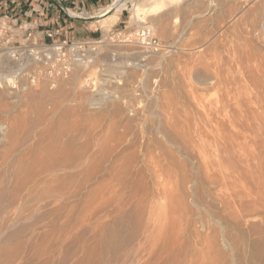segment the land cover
I'll use <instances>...</instances> for the list:
<instances>
[{
	"label": "rangeland",
	"instance_id": "obj_1",
	"mask_svg": "<svg viewBox=\"0 0 264 264\" xmlns=\"http://www.w3.org/2000/svg\"><path fill=\"white\" fill-rule=\"evenodd\" d=\"M114 1L115 0H111L108 6L109 7L112 6L114 4ZM108 6L99 11L88 13V15L90 17H95L96 15L108 9L109 8ZM72 12L81 13V11H76V10H72ZM122 16H123V20L126 22V25L124 26L120 25V19ZM86 26L87 28L83 29V31L81 30L79 32H76L74 35H72V37L74 40L90 38L93 40L102 41L104 45H103V48L101 49L100 62H98L97 65L90 68L86 72H76L72 74L68 79L59 80L55 85H52L49 81L45 79L38 78L37 70L34 68H31L27 63L17 62L13 58V53L16 51H22V48L24 47H28L29 45H34V44L40 45L43 43H50L49 39L45 38V35H43V38H45V41L43 40L41 42L39 41L33 42L34 41L33 39H31L30 41H26L27 36L20 39V37H16L14 34L12 36L8 35L9 37L7 38L3 37L4 35L0 36V55H4L3 60L5 59V61L7 62L6 63L4 61L5 65L6 64L11 65L10 67L13 69V71L17 72L14 78L15 81H13L11 85H9L10 87L6 86L9 88L10 92L6 87L5 88L7 91L3 88H0V93L2 91L3 92L1 94L5 93V95L0 94V125L6 124L7 126L5 125V127L9 126V132H10L14 124H17V123L20 124L18 126L15 125L16 127H18L17 129L15 128H14L15 130L12 129V131L14 132L13 134H15V138L18 137L17 139H19V140L15 139L17 143L14 140L16 144L14 143L1 144L0 149L2 150L5 149L6 151L4 150V152H6V154L10 150V152L13 154L14 151L16 150L15 148L14 150L13 147H18V148H20L21 146L24 147L22 148L23 150L17 149L15 151L17 154V155L15 153H14L15 155L13 154L15 157L12 156L11 153L10 154L8 153L9 155H11L9 157H12V159H9L10 163H8V160H7L8 156L5 155L7 158L6 159L3 155L5 153L4 152L2 153L1 152L2 150H0V155L1 156L3 155V158L6 159V161L4 159L5 161V164H4L3 159L0 156L1 157L0 161L2 159L0 164L3 162L2 165L0 166V172H1L0 188H5V189L11 188V186L15 184L14 183L15 181L20 182L24 180L25 179L24 177L27 176L25 172L27 171L29 172L30 170L33 173V175H35L32 177H36L35 179L32 178L33 180L31 181V183H35L34 180L35 181L41 180L39 181V183H41L44 180L46 181V182L45 181L42 182V184H39V188H37L36 184L31 185L32 188L33 186L34 187L36 186L35 188H37V190L34 188L36 194H41L40 191H42V189H43V192L46 193L47 190L51 189V186H49V183L51 185L54 184L52 186L55 187L59 183L63 182L64 178L66 177L65 176L66 174H70V173L71 174L68 176L74 175L73 177L77 178V175H78L77 173H79L80 175V172L82 171L81 173L84 176L82 175L78 176V178L79 177L80 178L79 180L77 179L76 183L82 182L81 185L83 183L84 185L86 184L85 186L82 185L81 189L79 188V190L83 191L82 193L80 191L74 190L76 187L75 186L76 184L75 185L74 183L72 184L74 189L71 187V184H68L70 186L66 185L69 190L73 189L72 190L73 192L74 191L79 192L78 196L80 195L82 199L80 198V196L79 197L76 196L70 199L69 201H66V203L61 202L59 204L58 202V203H52L51 205H48L46 207L36 206L35 208L34 207L32 208V206H30L31 209L33 210L35 209L34 211H31L30 207L29 209L26 208V210L25 208H20L19 211L12 210L13 214H11V211H10L9 214L6 215V217L8 216L11 219V216H12L13 221L11 222V225H9V227H6L8 229L4 228L5 225L3 224V222L1 223L2 218H0V223H1L0 229L3 228V231L6 230L5 231L7 233L6 236H9L11 233H13L15 229L22 227V224L23 226L26 225L25 227H27L28 229L25 235L24 236L22 235L21 239L18 241V242H21L23 245H25L24 243H26V246L24 247V250H22L23 252L21 251L20 256L16 259L17 260L16 262L18 264H24V263L32 264V262L33 264H37L40 261L38 263L40 264L41 262L45 261L43 264H57V263L58 264H72V263L76 264V263H81L82 261H85L86 263V260H87V264H90L93 261L94 263L92 264H96V263H100L99 261L102 260L101 263H104V264H112V263L113 264H117V263L119 264H125V263L126 264H130V263L139 264L141 262H142L141 264H146V263L148 264V262L150 264H165V259H166L167 264L170 262L172 263V261H173L172 264H256L254 262V251L256 249V246L258 248L264 247V242L262 240V238L264 237V179H263L264 173L263 172L261 173V171H258L260 169L264 171V168L262 167V165L264 164V160H261L264 158V155H263L264 154V143H263L264 142V137H263L264 127L262 128V126H264V123H263L264 122L263 121L264 120V110H263L264 108H262L264 106V104H262L264 103V0H181V1H171V2L170 0L169 1L168 0H130L126 3L125 7H123L117 13L116 21L112 23L111 25L107 27H101V24L95 22L92 24L89 23ZM142 27H150L154 29L157 39H159L165 45L166 52L162 54L146 53L145 51L141 50L140 48L134 45L120 44V40L122 39L123 36L130 37L133 35L134 32H136L139 28H142ZM79 29H82V28L79 27ZM65 34L66 33H64L63 36L59 37V39L62 40L63 38H65L66 37ZM113 55L116 56V62L112 64L110 59H112ZM5 65L2 68H0V76L2 75L5 76L7 73V70L10 69ZM22 66H24V69L22 68ZM102 66L105 67L104 70L101 68ZM18 67L23 70L18 71L19 69ZM198 72H200L199 73L200 75L198 74ZM203 75L204 77H208V78H204ZM211 76H214V77H211ZM101 77H103L104 79L103 82L100 81ZM199 77L202 79L204 78L203 82H202V79L200 82ZM34 79H35V83H33ZM196 79L198 81H196ZM205 79L206 80L210 79V80L207 82H204ZM212 79H214L215 82H213ZM222 80L223 81L225 80L224 83ZM93 81L96 82V87H97L96 90H98V87L104 85L107 88V90H109V92L111 93L110 94L111 98L108 100L109 102L106 101L102 103L103 105L100 104L98 107H94L92 103L93 102L92 100L93 99V92H92L93 89H92L91 83ZM210 81L212 84L209 83ZM225 83L229 86H227ZM218 85L220 86L218 87ZM223 87L225 88V90H223ZM10 88L14 90L12 91ZM242 89H244V91ZM233 90H235L236 92ZM245 90H250V91H245ZM45 91L49 93L50 98H49V95H47ZM223 93H224L223 96H225V98L227 96L226 99H224V97L222 96ZM10 94H13V95H10ZM53 95L54 97H52ZM230 98H232L233 100ZM253 98H255L257 101L259 99L260 100L256 103L255 102L256 100L255 99L253 100ZM215 100L216 102H214ZM248 100H250L251 103L248 104V102H250ZM227 101H228V104L231 106L230 107L228 105V108L230 109L225 108L224 112H222L221 114H219L218 112H214V111H217L216 108L218 106L217 104L218 102H222L224 106L226 107ZM86 103L92 106H88ZM196 103H197V107H196ZM244 103L245 105L246 104L248 105L245 106ZM214 105H216V108ZM88 107L90 108L93 107V108L89 109ZM212 108L213 110L214 109L215 110L213 111ZM244 108L247 109V112L249 111L247 116L251 118L249 119L247 117L246 119L247 124H244L245 127H247L246 125H248L247 127L248 131H247V128L245 130L244 127H242L243 126L242 110ZM233 109L234 111L237 110L236 112L239 111L241 115L234 112V114H236L235 115L236 117L235 116L233 117L234 115V114L232 115ZM251 110L257 111L259 114L254 111L252 112ZM206 111L209 113L207 114ZM40 112L42 114L41 117H39L40 114L36 115L37 121L39 119L38 121L39 123L36 121V124H34L35 123L34 120H36L34 116L35 114H38ZM33 113H34V116L32 115ZM256 113L258 114L259 117L261 116L262 119H259L258 116H257L258 118L255 117ZM211 114L213 115L212 118H211ZM229 116H231V118ZM42 118H44V120ZM60 119H63L61 123H60ZM231 119H233V121ZM212 120L213 121L215 120V121L213 122ZM3 121L4 122L7 121V122L4 123ZM219 121H220V125H218ZM239 121H242L241 122L242 125L237 124V123H240ZM30 122H33V123H30ZM232 122L234 123L237 122L235 127L233 126L235 124ZM59 123L61 127H59L58 125ZM62 123L63 125H61ZM221 123L222 124L226 123L225 125H229L228 127L232 128L233 131L231 129L229 130V128L226 129L225 128L226 126H224L223 124V128H225V131L227 130L226 132H228L229 130V132L225 134V131L223 130V128L220 127L222 126ZM208 124L210 127L208 126ZM211 125L213 126V128ZM62 127H65V128H62ZM23 128L25 130H23ZM49 128L51 130L48 132L47 129ZM70 128H73L74 130ZM209 128L211 130H209ZM221 128L224 131L223 132L221 130L223 133H221V131L219 130ZM249 128H250V131H249ZM66 129L67 130L70 129L71 131L70 130L66 131ZM60 130L62 132L61 134H60ZM253 130L255 133L253 132ZM24 131H25V134L27 133L26 135L23 133L20 134V132H24ZM241 131H245V132L243 133ZM246 131L248 132V134H246ZM15 132L18 133L17 136ZM53 132L56 134L54 135ZM67 132H70L71 134ZM236 132H238L239 135ZM250 133L253 135L252 138L253 137H256V138L255 139L253 138V140H251ZM19 134L20 135L23 134L24 136H20ZM41 134L42 136L45 137V139L40 141V138L42 139V136H40ZM43 134H46V135H43ZM47 134H48V137H47ZM49 134L50 135L52 134V136H50ZM65 134H68V135H65ZM227 134L228 136H226ZM232 134L233 136L236 135L237 137L236 136L233 137ZM60 135H62L63 138ZM197 135H199V138L197 137ZM56 136H57L56 141H59V139H61V142H60L61 144H57L58 142L56 143V141L54 140ZM238 136L241 139H239ZM226 137L228 140L226 139ZM243 137H244V140H243ZM50 138L52 139L50 140ZM208 138L210 141L208 140ZM44 140H46L47 143ZM233 140H236L237 144L235 143V141L232 142ZM211 142H213V144H211ZM224 142H226V144ZM245 142L248 144L250 142L251 144L252 143L254 144L255 142L254 145L256 149L253 144L252 145L249 144V147H248V144H246ZM41 143L43 144V146ZM55 143L57 145L56 150L58 149V151H57V154L55 153V155L53 154L54 155L53 156L51 155L49 151L51 149L53 150V148L55 149V146H54ZM68 143L69 144L71 143V144L69 145ZM72 143L75 144L73 145V147H72ZM241 143L243 144L245 143L244 146L246 147L243 146L244 147L243 148L242 147L243 144L241 145ZM13 144L16 146H13ZM18 144L19 145L22 144V145H20L19 147ZM197 144L199 147H197ZM60 145H62L61 146L62 150H60V147L57 148ZM66 145L68 147H66ZM100 145L102 146L103 150H105V152L107 151L109 152L108 153L109 156H107L108 159L105 157V155L107 154L102 150ZM213 145L215 148L213 147ZM236 145H237V148H236ZM10 147H12V150L10 149ZM31 147L32 148L34 147V150H32ZM46 147L48 148V150H45ZM81 147H84L85 149L82 148L83 150H81ZM207 147L208 149H206ZM28 148L31 149V150L29 149L31 152L28 150ZM42 148L43 150H40ZM99 148L104 153L101 152ZM196 148L198 149L199 153ZM234 148H236V150ZM245 148L249 150L248 151L249 153L251 152L249 155L250 158L249 156H247L249 153L246 152ZM37 149L40 150L41 153H39ZM107 149L112 150L113 152L112 151L110 152ZM258 149L260 150L261 153L258 152L259 151ZM26 150H28L29 152H26ZM66 150L69 152H67ZM194 150H196V152ZM206 150H208L209 152ZM256 150L258 153L256 152ZM33 151L35 152L33 153ZM36 151H38V153ZM61 151L67 152V153L62 154L63 156L66 155L69 157V155L71 154L70 157L74 156V158H77V155H78L79 159L78 158L77 159L80 162L78 161V164L75 165L74 167L76 166L78 167L81 166V167H79V169L77 167L76 168L71 167V168H67L68 170H66L65 168L64 170L58 168L59 171L58 170H54V172L50 171L49 174L46 173L47 170L45 168L44 169L46 171H43L44 169H42V167H45V166H42V164L40 165L39 163L41 161L43 162L44 160H45L44 161L45 163L48 160L49 162L52 159L55 160L54 157L56 155L58 156V157L56 156L57 158L61 157L62 156L61 153H63ZM79 151L80 152L83 151L82 153H85L87 151L85 153L87 155L85 154L82 155L80 154ZM215 151L219 153L218 154L219 156L221 152L223 153V155L220 156L221 158H225L227 159V161L230 160V164H228L229 168L228 166H225L226 168L223 166V164L227 165L226 163L227 161L224 159H221ZM224 151L226 152L228 156L225 154ZM42 152H45V153H42ZM48 152L50 153V155L48 154ZM58 152H61V153L58 154ZM20 153L23 156L25 155L27 156V153H28L29 157L27 156L26 158L25 156L24 158L22 157ZM72 153L73 154L75 153L76 155L75 154L73 155ZM88 153L89 155L91 154L90 156L92 159L93 157L95 159L94 160L90 159V156L88 155ZM255 153H257L258 155ZM45 154L52 157V159L50 160V158H48V160H46L47 155ZM95 154L97 155L99 154L100 156H97ZM240 154L241 156L243 155L242 156L243 158H241ZM33 155L36 158H41L40 160L38 159L39 161L37 160L38 166L36 162L34 161H31L34 164L31 162L29 163V161H27L29 159L33 160L34 159V157L32 159ZM87 156L89 157L87 158ZM96 156L99 158H97ZM254 156H256L257 158L260 156L259 157L260 161H257V158ZM114 157L116 159H119V158L120 159L119 160L113 159ZM247 157L249 159L255 158L254 161L249 162L250 164L247 163V167L250 165L248 167L249 169L245 167L246 165L245 160H247ZM128 158L130 161L129 160L127 161ZM197 158L199 161L195 160ZM238 159L239 160L244 159V160L239 162ZM96 160L98 161L96 162ZM102 160H105V162ZM108 160L110 161V163ZM113 160H116V161H113ZM124 160H126L127 162H124ZM210 160L211 162L213 161V164L210 163ZM22 161H24L23 164H18ZM87 161L89 163L92 162L94 168L96 167L95 163L99 165L98 163L99 162L101 163L102 161L103 164H100L102 166L99 165L98 167H103L101 168L103 169V171L97 169L99 170V172H101V173H98V171L95 170L97 171L96 174H98L96 176L95 172L93 171L94 168H92L91 166L92 163L89 164ZM112 161L114 162V166L116 164L115 167L114 166L112 167L113 165ZM214 162L216 163L219 162V163L216 164ZM241 162L243 165L241 164ZM118 163H121V164H118ZM257 163H259L258 164L259 166L258 165L256 166ZM260 163L261 164L263 163L261 167H260ZM35 164L37 167L33 166ZM123 164L125 166L129 164V166L124 168L125 171L124 169H121L124 166ZM18 165L19 166L23 165L27 167H24L25 169L23 170V166H22V169L20 166V170H19V168H16ZM117 165H119V167H117ZM121 165L123 166L121 167ZM199 165L202 166L203 168L199 169L200 167ZM28 166H29V169L31 168L30 170H28ZM39 166H41L40 168L42 170L39 168ZM87 166L91 168L89 171H88L89 168ZM213 166L215 167L217 166L216 169H218L219 167L218 171L214 170V172L215 171L219 173L221 172L222 177L220 175L221 173L218 174L217 172H215L214 174L211 172L214 169ZM221 166H223L224 168ZM238 166L241 167L242 169L245 168L244 172H242L243 170L238 168ZM32 167H35L37 169H35V171H32ZM109 167H110V171H109ZM116 167L117 169L118 168L119 169L117 170ZM256 167H259V168L257 169ZM82 168L87 169L86 170L87 172L83 170ZM111 168L112 169L115 168V169L112 170ZM76 169H78L79 172ZM120 169L121 171L119 172ZM61 170L64 172H62ZM105 170H107L108 172H105ZM201 170L204 173H202ZM239 170L242 175L244 174L243 178H242V175L239 174ZM248 170L250 171L252 170L251 173ZM254 170L260 173L258 172L254 173L253 172ZM83 171L88 173L87 175L90 177L93 174H95L93 176H96V177L95 178L92 177L93 179L90 178L91 181H89V179H87L88 177L87 175H86L87 177L85 178V174H84L85 172L83 173ZM245 171H246V174H245ZM39 172L43 174L40 175ZM11 173L12 174L14 173L15 177L16 175L20 176L19 173H21V175L23 173V175L20 176L21 179L19 178V176H17V179L14 180L15 179L14 174L12 175ZM45 173L47 176L45 175ZM74 173H76L77 175ZM106 173L108 174L111 173V174L107 175ZM37 174L39 176H42V178L37 177L38 176ZM117 174L119 175V177L116 176ZM210 174L211 176H214L216 178L213 179V177H211ZM254 174L255 175L257 174L256 175L257 178H255L256 176ZM110 175L112 178L110 177ZM229 175L231 179H228V181L224 182L225 180L223 179V176H229ZM233 176H234V179L236 178L237 181L232 179ZM250 176L251 177L255 176L253 177V179L254 180L257 179L259 181L255 180L254 182V180L251 179ZM258 176H260V178ZM55 177L58 180L53 182ZM60 177H61V180L59 179ZM106 177H109V178L107 179ZM124 177L126 179H124ZM131 177H132V180L130 179ZM48 178H50L51 181ZM103 178L104 179L106 178L107 180H104ZM119 178L120 179L122 178V180L124 179L123 183H122V180H120ZM210 178L212 180V183H209L211 182ZM239 178H242L241 181ZM82 179L87 180V182ZM183 179H185L183 182H186V184L182 182ZM100 180L104 182L100 183ZM112 180H113V184L111 182ZM116 180L118 182H116ZM137 180L138 182H135ZM207 180H209V182ZM229 180L230 181L233 180V181L229 183L230 182ZM214 181L215 183H213ZM250 181L253 183V185L252 183L250 184ZM47 182H48V186L45 185ZM205 182H208V183H205ZM232 182L235 184H233ZM88 183H90L89 186H88ZM97 183H99V185ZM140 183L143 184L141 187H140L141 185ZM182 183L184 187L182 186ZM110 184H111V187H108L110 186ZM225 185L228 186L226 187L227 190L224 187ZM86 186L87 188H85ZM136 186L138 188H136ZM246 186L248 189L244 188ZM254 186L257 187L258 189H256ZM45 187H46V191L44 189ZM69 187L72 189H70ZM93 187H94V190H92ZM132 187L135 188V190H133ZM195 187L199 189H196ZM223 187H224V192H223ZM251 187L254 188L256 192L255 194L257 196L254 195L253 193L254 190L251 189ZM99 188H101L102 190L100 189L99 191ZM106 188L107 189L110 188V189L107 190ZM123 188L124 189L126 188L127 190L125 189L124 191ZM240 188H242L243 190H241ZM68 189L65 192H67ZM138 189H141V190H138ZM183 189L185 190L183 191ZM112 190L114 192H112ZM121 190H123L124 193ZM136 190H138L139 194L137 193ZM186 190L189 191L188 193L190 195H188V193L185 192ZM205 190L206 191L208 190L207 193H205L206 192ZM249 190L251 191V193ZM72 191L70 192L72 193ZM96 191H98V194L96 193ZM150 191L152 193H150ZM196 191L198 192V195ZM240 191H242L243 193ZM100 192L101 193L108 192L109 194L107 193L104 195H106V197L109 195L108 198L110 199V201L108 198L106 197L104 198L103 194H100ZM121 192L123 193V195L121 194ZM244 192H246L247 194ZM115 193L117 197L115 196ZM136 193L139 196H137ZM146 193L148 194L150 193L149 195L151 196H149ZM237 194L240 195V198L238 197ZM95 195L98 197H96ZM241 195L243 197L246 195L247 198L245 199H248V200L243 199ZM253 195L256 197H254ZM99 196H100V199H99ZM189 196L190 198H188ZM134 197H137V198H134ZM241 197H242V200H245L246 203H249L248 207L251 208V210H253L252 207L255 208V206H253V204L251 203L253 202V200H255V202H257L256 208H258V212H257V209L255 208L253 210L255 211L254 215L246 217V218H242L243 217L242 209L240 208V206H238L239 199H241ZM112 198L113 200L114 199L115 200L113 201ZM126 198L128 200H126ZM196 198L200 202L198 205H197L198 201H196ZM97 199H98V202H97ZM130 199H132L133 202H131ZM106 200H108L109 203ZM85 201L86 203L84 204ZM101 201L104 203L107 202L108 204L113 203V206L111 207V204H110L111 208H108L109 205L107 203H106V206L108 205L107 207L103 205L101 206L102 204ZM144 201H145V204H141V206L142 205L143 206L142 208H140V210L142 211H139L138 209L140 207L139 203L140 202L144 203ZM192 201H194L195 203H192ZM82 203L85 206L88 205V207L87 206L85 207ZM129 203H131L130 206H129ZM69 205L73 207L71 208L70 206L69 208ZM124 205H127V206H124ZM57 206H58V209H59V206H62V207L64 206L65 208H63L62 210L61 209L62 207H60L61 210L60 209L57 210L56 209ZM92 206L94 207L92 208ZM121 206L123 207L121 208ZM145 207L147 208L146 210L147 212L145 211L146 209ZM50 208L51 209L55 208V209H52L53 213ZM27 209H28V212H27ZM66 209H68L69 211H67ZM72 209H73V212H72ZM80 209L81 210L84 209V211L82 210L83 211L82 214L86 212V215L85 213L83 214L85 215L86 218L82 217L84 219V222L82 221L83 219L81 218V216L83 215L81 214L80 216V213H81L79 212ZM114 209H115V212H113L112 214L111 212L112 210L114 211ZM23 210H25V212H22ZM54 210H57L55 213L56 215H54V212H55ZM98 210L102 212L104 211L103 212L104 214L103 213H102L103 215L100 214ZM107 210L109 211L107 212ZM132 210L134 211V214L136 213L138 217H139V214L141 215V212L143 213V215L140 216L141 217L140 219L137 218L136 215L135 217L134 215L131 216V214H133ZM153 210H155V213ZM121 211L123 212L120 213ZM35 212H36V215H35ZM96 212L97 213L99 212V216L98 214L94 215V213ZM22 213H24L26 217ZM49 213L53 214L54 217L53 215H50ZM144 213H147V214H144ZM110 214L113 215V217ZM152 214H154V217L152 216ZM48 215L50 217H48ZM64 215L66 217L67 216L70 217V218L67 217L70 219V223L64 224L63 222H66V221H60V219L62 218L64 220L67 219L65 218ZM76 215H78V218L80 217L78 220L82 219L80 220V222L82 221L84 224H81L82 222L74 224V225L78 224L77 226L78 229L75 228L76 230L75 232L72 231L73 233H68V232H71L70 229H73L74 227L73 223L75 219L77 220ZM121 215L122 217H120ZM107 216H109V218ZM29 217L32 220L27 221L28 223L24 221V218H29ZM44 217H46V219H44ZM143 217L144 218L147 217L146 220ZM113 218H115V220L117 219V221L120 218V220L116 222ZM136 219L137 220L139 219L138 221L139 223H137ZM52 220H54L56 223L54 221L52 223ZM90 220L91 221L94 220V221L91 222ZM152 220H154V222L156 221V223H154ZM86 221H88L89 223L87 222L86 224ZM99 221L100 222L102 221V222L100 223ZM110 221L112 222L109 223ZM121 221L126 222V223H124L123 225H120ZM151 221L154 224L150 223ZM21 222L22 224H20ZM76 222H79V221H76ZM51 223L52 224L55 223V224L50 227L49 224L51 225ZM58 223H60L59 224L60 227L62 224L63 226L60 228L58 226ZM104 223H105V226H104ZM215 223H217L219 226L216 225ZM171 224L172 225L174 224V226L170 227ZM143 225L144 226L146 225L145 226L146 228L143 229L144 227ZM57 226L60 229H58ZM141 227L143 230L141 229ZM164 227H165V230H164ZM173 227L174 229L172 230ZM106 228L109 229L110 232H112V236L115 239L125 241L126 239L129 238L127 241H125L126 244L125 243L122 244L121 245L122 248L119 247L116 251H112L109 248H104V249L99 248L98 249L97 248L99 247L98 242H99V239L101 238V234H100L101 229H106ZM61 229L63 232L61 231ZM147 229L149 230L147 231ZM56 230L57 232L55 233ZM58 231L61 232V234ZM87 231H88V235L82 234L83 232L87 233ZM97 231H98V234H96ZM215 231H216V234H215ZM5 232H3L2 234L4 235ZM162 233L163 235H161ZM58 234L61 236L59 237ZM79 234L81 237L82 236L83 237L80 238ZM3 235L2 236L0 235V237H3ZM44 235L47 237L49 236V238L47 239V237H44ZM57 235L59 238L57 237ZM150 235L152 236V238H150L151 237ZM34 236L38 238L34 239ZM41 236L45 238V239L44 238L42 239L43 241L40 240ZM64 236H67V237H64ZM147 236H148V239H147ZM29 237L31 238L33 237V238L31 239ZM55 237L57 238L54 239ZM91 237H92V240L89 242ZM153 237L154 238L156 237V239H154ZM225 238H227V240H225ZM57 239H61V240H57ZM146 239L150 241L148 242L146 241ZM45 240H48L47 244L45 243L46 242ZM141 240L144 241V245H143V242L141 243L142 245L140 244ZM29 242H31V244ZM42 242H44V244L47 247L43 245ZM66 242L69 244V246ZM146 242H148V244ZM39 243H42V245L41 244L39 245ZM59 243H61L62 245ZM163 243L165 244V246L167 245L168 246L165 247ZM29 244L31 246L33 245L32 247L30 246L32 250L28 248ZM48 244L50 246H48ZM138 244L140 245L138 246ZM38 245H39V248L40 246L41 248L39 249V252H37L38 254H35L37 255L35 257L34 253L38 251L37 250L38 247L36 249V246ZM55 245L57 246L61 245V247L59 246L58 248ZM159 245H161L164 248H160ZM214 245H217V246H214ZM43 246L47 248L46 250H43L44 253L45 251L48 250L46 254L42 253L43 252L42 248H44ZM140 246L141 248L143 247L142 248L143 250L140 249ZM144 246L146 248L148 246L149 249L147 248L148 250H144ZM48 247L50 248L52 247V248L49 249ZM85 247H88V249L87 248L85 249ZM25 248L27 249V251H25ZM165 248H167L168 250ZM94 249L95 250L98 249V250L95 251ZM132 249L135 251L134 252L131 251ZM29 251L31 255L28 253ZM83 251H84V254H83ZM87 251L89 254L86 253ZM92 251H93L94 256L96 255L97 258L93 256ZM146 251L147 252L149 251L148 255L146 254L147 253ZM51 252L52 253L54 252V253L51 254ZM74 252H76V255ZM157 253H159L158 256L162 257V259L159 257H157L158 259L156 258L157 260L155 259V256L157 255ZM98 254L99 255L101 254V255L99 256ZM145 254H146V257H145ZM32 255L35 257V260L33 259L34 257ZM40 255H43V256H40ZM28 256L30 258L32 257L31 258L32 260ZM84 256L86 259L84 258ZM86 256L88 257V259ZM121 256L123 257L121 258ZM138 257L141 259L142 257H145V258L141 260ZM23 258H24V261L26 262H22ZM82 258L83 260H81ZM89 258H91L90 259L91 262H89ZM97 259L99 261H97ZM136 259H137V262H136ZM58 260H60L61 262ZM56 261L58 262L56 263ZM257 264H264V263L259 262Z\"/></svg>",
	"mask_w": 264,
	"mask_h": 264
},
{
	"label": "bare ground",
	"instance_id": "obj_2",
	"mask_svg": "<svg viewBox=\"0 0 264 264\" xmlns=\"http://www.w3.org/2000/svg\"><path fill=\"white\" fill-rule=\"evenodd\" d=\"M128 1H130V0H115V1H114V4H113L112 6H110L108 9H106V10L103 11L102 13L96 15L95 17L88 18V19H95V21H96L97 23L101 24V27H107V26L111 25L112 23H114V22L116 21V15H117V13H118L123 7H125V5H126V3H127ZM168 1H169V0H168ZM171 1H181V0H170V2H171ZM69 13H72V15H73L74 17H83V18H85L84 16H80V15L78 16V15L75 14L74 12H69ZM153 30H154V29H153ZM4 54H5V53H4ZM6 55H8V54H6ZM3 57H4V55H0V68H2V67L5 65V63H4L5 59L3 60ZM110 60H111V59H110ZM7 61H8V60H7ZM5 62H6V61H5ZM6 63H7V62H6ZM242 63H243V62H242ZM10 64H11V63H10ZM8 65H9V64H8ZM8 65L6 64L5 66H7L8 68H10V69H8L9 71L7 70L6 75H5V73H4L5 76H3V75L0 76V88H3V89H5V90H6V88L9 90V88L6 87V86L11 85V84L13 83V81H15L14 78H15V76H16V74H17V72H16V71H13V69L10 67L11 65H9V66H8ZM7 67H6V68H7ZM12 67H13V65H12ZM14 67H15V66H14ZM16 67H17V66H16ZM4 68H5V67H4ZM18 68H19V67H18ZM18 68H16V69H18ZM22 68L24 69V66H22ZM31 68H32V67H31ZM122 68H123V67H122ZM14 69H15V68H14ZM23 69H20V68H19L18 71H19V70H23ZM4 70H6V69H4ZM4 70H3V71H4ZM1 71H2V69H1ZM21 72H22V71H21ZM2 73H3V72H2ZM199 73H200V72H198V74H199ZM199 75H200V74H199ZM199 75H197V76H199ZM214 76H216V75H214ZM214 76H211V77H214ZM200 77H201V76H200ZM200 77H199V78H200ZM203 77H204V75H203ZM217 77H218V76H217ZM196 78H198V77H196ZM204 78H208V77H204ZM204 78H203V79L200 78V82H201V79H202V82H203ZM210 79H211V78H210ZM210 79H209V80H210ZM216 79H217V78H216ZM209 80H206V79H205L204 82H207V81H209ZM238 80H239V79H238ZM196 81H198V80L196 79ZM212 81L215 82L214 79H212ZM222 81H223V80H222ZM224 81H225V80H224ZM224 81H223V83H224ZM217 82H218V80H217ZM242 82H243V81H242ZM113 83H114V82H113ZM209 83H211V81H210ZM221 83H222V82H221ZM226 83H227V82H226ZM226 83H225V84H226ZM239 83H240V81H239ZM197 84H198V83H197ZM206 84H207V83H206ZM211 84H212V83H211ZM217 84H218V83H217ZM198 85H199V84H198ZM226 85H227V84H226ZM230 85H231V84H230ZM256 85H257V84H256ZM207 86H208V85H207ZM209 86H210V85H209ZM214 86H215V84H214ZM219 86H220V85H218V87H219ZM223 86H224V85H223ZM227 86H229V85H227ZM254 86H255V85H254ZM5 87H6V88H5ZM9 87H10V86H9ZM216 87H217V86H216ZM224 87H225V86H224ZM224 87H223V90H225ZM233 87H234V86H233ZM255 87H256V86H255ZM256 88H257V87H256ZM10 89H11V88H10ZM22 89H23V88H22ZM254 89H255V88H254ZM5 90H4V91H5ZM11 90H12V89H11ZM13 90H14V89H13ZM13 90H12V91H13ZM116 90H117V89H116ZM223 90H222V91H223ZM228 90H229V89H228ZM242 90L244 91V89H242ZM255 90H256V89H255ZM255 90H254V91H255ZM6 91H7V90H6ZM21 91H22V90H21ZM233 91H235V90H233ZM233 91H232V92H233ZM245 91H250V90H245ZM2 92H3V91H2ZM2 92H1V93H2ZM9 92H10V90H9ZM9 92H8V93H9ZM19 92H20V91H19ZM45 92H46V91H45ZM223 92H224V91H223ZM235 92H236V91H235ZM256 92H257V91H256ZM1 93H0V94H1ZM6 93H7V92H6ZM46 93H47V92H46ZM58 93H59V92H58ZM262 93H263V92H262ZM56 94H57V93H56ZM59 94H60V93H59ZM1 95H5V93H3V94H1ZM8 95H9V94H8ZM10 95H13V94H10ZM47 95H49V93H47ZM51 95H52V94H51ZM54 95H55V94H54ZM54 95H53L52 97H54ZM112 95H113V94H112ZM195 95H196V94H195ZM223 95H224V93L222 94V96H223ZM235 95H236V94H235ZM44 96H45V95H44ZM218 96H219V95H218ZM242 96H243V95H242ZM45 97H46V96H45ZM47 97H48V96H47ZM223 97H224V99L227 98V96H226V98H225V96H223ZM10 98H11V97H10ZM49 98H50V95H49ZM110 98H111V97H110ZM259 98H260V97H259ZM230 99H232V98H230ZM254 99H255V98H253V100H254ZM232 100H233V99H232ZM255 100H256V99H255ZM259 100H260V99H259ZM259 100H258V101H259ZM87 101H88V100H87ZM118 101H119V100H118ZM221 101H222V100H221ZM230 101H231V100H230ZM236 101H237V100H236ZM248 101H250V100H248ZM248 101H247V102H248ZM258 101L256 100L255 102L257 103ZM42 102H43V101H42ZM108 102H109V101H108ZM108 102H107V103H108ZM110 102H111V101H110ZM112 102H113V101H112ZM197 102H198V101H197ZM214 102H216V100H215ZM214 102H213V103H214ZM231 102H232V101H231ZM239 102H240V101H239ZM255 102H254V103H255ZM225 103H226V102H225ZM249 103H251V101L248 102V104H249ZM256 103H255V104H256ZM86 104H87L88 106H92V105H89L88 103H86ZM110 104H111V103H110ZM217 104H218L217 108H216V105H214L217 111H214L215 109L213 110V108H212V110H213L214 112H218L219 114H221L222 112H224L225 108H228V105H229V104H228V101H227V106H226V107L224 106V104H223L222 102H218ZM248 104L245 105V103H244L245 106H247ZM259 104H261V103H259ZM262 104H264V103H262ZM102 105H103V104H102ZM106 105H107V104H106ZM225 105H226V104H225ZM251 105H252V104H251ZM33 106H34V105H33ZM93 106H94V105H93ZM104 106H105V105H104ZM229 106H230V105H229ZM245 106H244V107H245ZM256 106H257V105H256ZM256 106H255V107H256ZM94 107H95V106H94ZM97 107H98V106H97ZM106 107H107V106H106ZM196 107H197V103H196ZM199 107H200V106H199ZM230 107H231V106H230ZM242 107H243V106H242ZM86 108H87V107H86ZM88 108L91 109V108H93V107H91V108L88 107ZM246 108H247V107H246ZM259 108H260V106H259ZM262 108H264V106H263ZM96 109H97V108H96ZM228 109H230V108H228ZM205 110H206V109H205ZM248 110H249V108H248ZM263 110H264V109H263ZM229 111H230V110H229ZM236 111H237V110L234 111V109H233V111H232V115H233L234 112H236ZM251 111H252V110H251ZM253 111H254V110H253ZM253 111H252V112H253ZM37 112H38V111H37ZM206 112H207V111H206ZM254 112H257V111H254ZM208 113H209V112H207V114H208ZM236 113L240 114L239 111L236 112ZM248 113H249V111L247 112V109L244 108V109L242 110V118H243V119H242V120H243V126H242V127H244L245 130H246V128L248 127V125H246L247 127L244 126V124H247V123H246V119H247V117H248V116H247ZM257 113H258V112H257ZM257 113H256L255 117L258 116L259 113H258V114H257ZM39 114H40V115H39ZM223 114H224V113H223ZM223 114H222V115H223ZM254 114H255V113H254ZM32 115L34 116V113H33ZM36 115H39V117L42 116L41 112L38 113V114H35L34 118H36ZM235 115H236V114H234L233 117H234ZM240 115H241V114H240ZM240 115H239V116H240ZM29 116H30V115H29ZM64 116H65V114H64ZM64 116H63V117H64ZM66 116H67V115H66ZM212 116H213V115L211 114V118H212ZM214 116H216V115H214ZM237 116H238V115H237ZM249 116H250V115H249ZM229 117L231 118V116H229ZM235 117H236V116H235ZM258 117H259V116H258ZM258 117H257V118H258ZM30 118H31V117H30ZM61 118H62V117H61ZM64 118H65V117H64ZM223 118H225V117H223ZM248 118L251 119L250 117H248ZM42 119L44 120V118H42ZM66 119H68V118H66ZM239 119H240V117H239ZM239 119H238V120H239ZM255 119H256V118H255ZM259 119H262V117L260 116ZM28 120H29V118H28ZM31 120H32V119H31ZM31 120H30V121H31ZM33 120H34V119H33ZM40 120H41V119H40ZM62 120H63V119H60V123H61ZM224 120H225V119H224ZM229 120H230V119H229ZM231 120L233 121V119H231ZM236 120H237V119H236ZM236 120H235V121H236ZM36 121H37V118H36V120H34V122H35L34 124H36ZM38 121H39V119H38ZM38 121H37V122H38ZM66 121H67V120H66ZM87 121H88V119H87ZM212 121H213V120H212ZM212 121H211V122H212ZM214 121H215V120H214ZM214 121H213V122H214ZM227 121H228V120H227ZM227 121H226V123H227ZM252 121H254V120H252ZM260 121H261V120H260ZM263 121H264V120H263ZM3 122H4V121H3ZM3 122H2V123H3ZM6 122H7V121H5L4 123H6ZM40 122H41V121H40ZM206 122H207V121H206ZM209 122H210V121H209ZM239 122H240V123H237V122L234 123V122H232V123H234L235 125H233V124H231V125H233V126L235 127V126H236V123H237V124H241L242 121H239ZM261 122H262V121H261ZM11 123H12V122H11ZM30 123H33V122H30ZM38 123H39V122H38ZM60 123L58 124L59 127H61V126H60ZM63 123H65V122H63ZM63 123H62L61 125H63ZM215 123H216V122H215ZM226 123H225V124H226ZM263 123H264V122H263ZM263 123H261V124H263ZM223 124H224V123H223ZM223 124L221 123L222 126H220V127L223 128ZM225 124H224V126H226V127H225L226 129L229 128V130H230V129L232 130V128L228 127L229 125H225ZM250 124H251V123H250ZM5 125H6V124H5ZM5 125H0V146H1V144H4V143H5V144H6V143H10V144H11V143H14V144H16L17 141H16L15 139H17L18 137L15 138V134H13L14 132L12 131V129H13V130L17 129L18 127H16L15 125L18 126V125H20V124H18V123H17V124H14V125H13V128H11L10 132H9V126H8V127H5ZM218 125H220V121H219V124H218ZM241 125H242V124H241ZM241 125H240V126H241ZM251 125H252V124H251ZM6 126H7V125H6ZM10 126H11V125H10ZM14 126H15V127H14ZM21 126H22V125H21ZM208 126H209V124H208ZM211 126H212V125H211ZM240 126H239V128H240ZM256 126H257V125H256ZM11 127H12V126H11ZM54 127H55V126H54ZM209 127H210V126H209ZM220 127H219V128H220ZM263 127H264V126H262V128H263ZM14 128H15V129H14ZM20 128H21V127H20ZM52 128H53V126H52ZM57 128H58V127H57ZM62 128H65V127H62ZM212 128H213V126H212ZM222 128L219 129V130L221 131ZM225 128H223L224 131H225ZM250 128H251V127H250ZM250 128H249V131H250ZM70 129H73V128H70ZM70 129H69V130H70ZM235 129H236V128H235ZM241 129H242V128H241ZM241 129H240V130H241ZM252 129H253V128H252ZM23 130H25V129L23 128ZM50 130H51L50 128L47 129L48 132H49ZM53 130H54V129H53ZM55 130H56V129H55ZM57 130H59V129H57ZM61 130H62V129H61ZM61 130H60V134L62 133ZM69 130L66 129V131H69ZM73 130H74V129H73ZM73 130H72V131H73ZM209 130H211V129L209 128ZM223 130H222V131H223ZM229 130H228V132H229ZM242 130H243V129H242ZM256 130H257V129H256ZM263 130H264V128H263ZM70 131H71V130H70ZM220 131H219V132H220ZM222 131H221V133L224 132V131H223V132H222ZM226 131H227V130H226ZM226 131H225V134L228 133V132H226ZM232 131H233V130H232ZM247 131H248V128H247ZM247 131H246V134H248ZM16 132H17V131H16ZM16 132H15V133H16ZM18 132H19V131H18ZM26 132H27V131H26ZM55 132H56V131H55ZM214 132H215V131H214ZM234 132H235V131H234ZM238 132H240V131H238ZM238 132H236V133H238ZM241 132L244 133L245 131H241ZM253 132H254V130H253ZM21 133L25 134V131H24V132H20V134H21ZM51 133H52V131H51ZM64 133H66V132H64ZM67 133L71 134L70 132H67ZM217 133H218V132H217ZM231 133H232V132H231ZM254 133H255V132H254ZM20 134H19V135H20ZM23 134L20 135V136H24ZM26 134H27V133H26ZM26 134H25V135H26ZM53 134L55 135L56 133L53 132ZM196 134H197V133H196ZM199 134H200V132H199ZM241 134H242V133H241ZM241 134H240V135H241ZM250 134H251V133H250ZM250 134H249V135H250ZM17 135H18V133H16V136H17ZM43 135H46V134H43ZM49 135H50V134H49ZM62 135H63V134H62ZM62 135H60V136L62 137ZM65 135H68V134H65ZM202 135H203V134H202ZM222 135H223V134H222ZM229 135H230V134H229ZM238 135H239V133H238ZM40 136H42V134H41ZM50 136H52V134H51ZM50 136H49V137H50ZM58 136H59V135H58ZM217 136H218V135H217ZM220 136H221V135H220ZM224 136H225V135H224ZM224 136H222V137H224ZM226 136H228V134H227ZM232 136H233V134H232ZM235 136H236V135H235ZM235 136H233V137H235ZM241 136H242V135H241ZM252 136H253V135L251 134V140H253V138H254V139L256 138V137H253V138H252ZM47 137H48V134H47ZM64 137H65V136H64ZM197 137L199 138V135H197ZM205 137H206V136H205ZM230 137H231V136H230ZM230 137H229V138H230ZM236 137H237V136H236ZM238 137H239V136H238ZM263 137H264V135H263ZM22 138H23V137H22ZM25 138H26V137H25ZM56 138H57V136L54 138L55 141H56ZM62 138H63V137H62ZM248 138H249V137H248ZM9 139H10V141H9ZM26 139H27V138H26ZM43 139H45L44 136H42V139L40 138V141L43 140ZM46 139H47V138H46ZM51 139H52V138H50V140H51ZM58 139H59V138H58ZM71 139H72V138H71ZM213 139H214V138H213ZM224 139H225V138H224ZM226 139H227V137H226ZM226 139H225V140H226ZM239 139H241V138L239 137ZM14 140H15L16 143L14 142ZM17 140H19V139H17ZM24 140H25V139H24ZM208 140H209V138H208ZM227 140H228V139H227ZM229 140H230V139H229ZM236 140H237V138H236ZM236 140H233L232 142L235 141V143H236ZM243 140H244V137H243ZM20 141H21V139H20ZM20 141H19V142H20ZM26 141H27V140H26ZM44 141L46 142V140H44ZM44 141H43V142H44ZM47 141H49V140H47ZM55 141H54V142H55ZM63 141H64V140H63ZM63 141H62V142H63ZM68 141H69V140H68ZM194 141H196V140H194ZM209 141H210V140H209ZM216 141H218V140H216ZM238 141H239V140H238ZM240 141H242V140H240ZM256 141H258V140H256ZM19 142H18V143H19ZM57 142H58V143H57ZM60 142H61V139H59V141H56L57 144H61ZM74 142H76V141H74ZM199 142H200V141H199ZM207 142H208V141H207ZM243 142H244V141H243ZM252 142H253V141H252ZM260 142H261V141H260ZM46 143H47V142H46ZM52 143H53V142H52ZM56 143L54 144V146H55V149L53 148L54 151H53L52 149L49 151V152L51 153V155H53V154L55 155V153L57 154L58 149L56 150V146H57ZM121 143H122V142H121ZM215 143H216V142H215ZM215 143H214V144H215ZM224 143L226 144V142H224ZM245 143H246V142H245ZM245 143H244V144L241 143V145L243 144L242 147L245 145ZM263 143H264V142H263ZM10 144H9V145H10ZM14 144H13V146H16V145H14ZM24 144H25V143H24ZM39 144H40V143H39ZM41 144H42V143H41ZM44 144H45V143H44ZM68 144H69V143H68ZM70 144H71V143H70ZM70 144H69V145H70ZM198 144H199V143H198ZM198 144H197V147H199ZM211 144H213V142H211ZM236 144H237V143H236ZM246 144H248V143H246ZM249 144H251V142H250ZM249 144H248V147H249ZM252 144H253V143H252ZM252 144H251V145H252ZM254 144H255V142H254ZM254 144H253V145H254ZM257 144H258V143H257ZM18 145H19V144H18ZM20 145H22V144H20ZM20 145H19V147H20ZM48 145H49V144H48ZM48 145H47V146H48ZM73 145H75V144L72 143V147H73ZM230 145H231V144H230ZM232 145H233V144H232ZM251 145H250V146H251ZM13 146H12V147H13ZM36 146H38V145H36ZM40 146H41V145H40ZM42 146H43V144H42ZM49 146H50V145H49ZM61 146H62V145L58 146L57 148L60 147V150H62V149H61ZM76 146H77V145H76ZM78 146H79V145H78ZM100 146H101V145H100ZM100 146H99V147H100ZM194 146H195V145H194ZM216 146H217V145H216ZM221 146H222V145H221ZM225 146H227V145H225ZM12 147H10L11 150H12ZM66 147H68V146L66 145ZM79 147H80V146H79ZM163 147H164V146H163ZM200 147H201V146H200ZM213 147H214V145H213ZM229 147H231V146H229ZM244 147H246V146H244ZM244 147H243V148H244ZM254 147H255V145H254ZM14 148H15L16 150H17V149L20 150V149H22V148H24V147H22V146H21L20 148H18V147H13V149H14ZM31 148H32V147H31ZM36 148H37V147H36ZM40 148H41V147H40ZM43 148H44V147H43ZM43 148L40 149V150H43ZM46 148H47V147H46ZM46 148H45V150H48V148H47V149H46ZM82 148H84V147H81V150H83ZM87 148H88V147H87ZM101 148H102V146H101ZM214 148H215V147H214ZM219 148H221V147H219ZM236 148H237V145H236ZM236 148H234V149L236 150ZM239 148H240V146H239ZM257 148H258V146H257ZM15 149H14V150H15ZM29 149H30V148H28V150H29ZM66 149H67V148H66ZM84 149H85V148H84ZM99 149H100V148H99ZM99 149H98V151H99ZM105 149H106V148H105ZM196 149H197V148H196ZM202 149H203V148H202ZM206 149H208V147H207ZM221 149H223V148H221ZM245 149H246V148H245ZM250 149H251V148H250ZM255 149H256V147H255ZM0 150H2V149H0ZM4 150H5V149H4ZM4 150H2L1 152L3 153ZM16 150H15V151H16ZM22 150H23V149H22ZM28 150H26V152H29L31 149H30L29 151H28ZM32 150H34V147L32 148ZM37 150H38V149H37ZM40 150H38L39 153H41ZM45 150H44V151H45ZM64 150H65V149H64ZM67 150H68V149H67ZM67 150H66V151H67ZM79 150H80V148H79ZM88 150H89V149H88ZM100 150H101V149H100ZM102 150H103V148H102ZM102 150H101V152H103V151L105 152V150H103V151H102ZM107 150H109V149H107ZM107 150H106V151H107ZM200 150H201V149H200ZM211 150H212V149H211ZM215 150H216V149H215ZM224 150H225V149H224ZM240 150H241V149H240ZM242 150H243V149H242ZM258 150H259V149H258ZM5 151H6V150H5ZM7 151H8V150H7ZM15 151H14V153L16 154ZM38 151H36V152L38 153ZM76 151H77V150H76ZM89 151H90V150H89ZM109 151L111 152L112 150H109ZM194 151L196 152V150H194ZM197 151H198V149H197ZM206 151H208V150H206ZM206 151H205V152H206ZM216 151H217V150H216ZM216 151H215V152H216ZM221 151H222V150H221ZM248 151H249V150L246 149V152H248ZM261 151H262V150H261ZM12 152H13V151H12ZM18 152H19V151H18ZM18 152H17V153H18ZM20 152H22V151H20ZM26 152H25V153H26ZM30 152H31V151H30ZM34 152H35V151H33V153H34ZM49 152H48V154L50 155ZM52 152H53V153H52ZM61 152H63V151H61ZM61 152H58V154L61 153ZM67 152H69V151H67ZM67 152H63V153H61V155L64 154V153H67ZM77 152H78V151H77ZM79 152H80V151H79ZM82 152H83V151H82ZM82 152H80V154L83 155V154H85L87 151H86L85 153H82ZM96 152H97V151H96ZM104 152H103V153H104ZM112 152H113V151H112ZM208 152H209V151H208ZM218 152H219V151H218ZM222 152H223V151H222ZM222 152H221L220 156L223 155ZM224 152H225V151H224ZM256 152H257V150H256ZM258 152H260V150H259ZM258 152H257V153H258ZM4 153H5V154H3L4 157L6 158L5 155H7V156H8V157H7L8 159H7V158H6V159L8 160V163H10L9 159H12V157H9V156H11V155H9V154L11 153L10 150L7 152V154H6V152H4ZM8 153H9V154H8ZM14 153H13V154H14ZM42 153H45V152H42ZM75 153H76V152H75ZM75 153H74V154H75ZM97 153H98V152H97ZM99 153H100V152H99ZM105 153L107 154V155H105V157L108 159L107 156H109V154H108L109 152L107 151V152H105ZM198 153H199V151H198ZM206 153H207V152H206ZM216 153H217V152H216ZM248 153H249V152H248ZM250 153H251V152H250ZM250 153H249L247 156H249ZM257 153H255V154H257ZM260 153H261V152H260ZM11 154H12V153H11ZM13 154H12V156L15 155V154H14V155H13ZM20 154H21V153H20ZM30 154H31V153H30ZM72 154H73V153H72ZM74 154H73V155H74ZM76 154H77V153H76ZM76 154H75V155H76ZM218 154H219V153H217V155H218ZM225 154H226V152H225ZM246 154H247V153H246ZM3 155H2V156L0 155V156L2 157L3 162H4V164H5L6 159L3 158ZM16 155H17V154H16ZM21 155H22V154H21ZM24 155H25V154H24ZM42 155H44V154H42ZM45 155H47V154H45ZM49 155H47V157L45 156V157L47 158L46 160H48V158H50V160L52 159V157H50ZM54 155H53V156H54ZM67 155H68V154H67ZM73 155H72V156H73ZM85 155H87V154H85ZM88 155H89V153H88ZM90 155H91V154H90ZM90 155H89V156H90ZM95 155H97V154H95ZM101 155H102V153H101ZM206 155H208V154H206ZM226 155H227V154H226ZM233 155H234V154H233ZM251 155H253V154H251ZM257 155H258V154H257ZM263 155H264V154H263ZM263 155H262V156H263ZM18 156H19V155H18ZM25 156H26V155H25ZM25 156L22 155V157H24V158H25ZM27 156H28V153H27ZM27 156H26V158H27ZM36 156H37V155H36ZM48 156H49V157H48ZM56 156H57V155H56ZM56 156H55V157H56ZM70 156H71V154L69 155V157L66 156V155H64V156L62 155L61 157L57 158V157H58V156H57L56 158L54 157L55 160L52 159L50 162H49V160H48V161H46V163L44 162V161H45V160H44L43 162L41 161L39 164H40V165L42 164V166H45V167H42V169L45 168L47 171H46L45 169H44L43 171H46V173H48V174H49L50 171L54 172V170H58V168H59V169H62V170H64V168H65L66 170H68L67 168L74 167L75 165L78 164V161H79V160H78V159H79V158H78V155H77V158H78V159H77V158H74V156H73V157H70ZM89 156H87V158H88ZM97 156H100V155L98 154ZM97 156H96V157H97ZM214 156H215V155H214ZM218 156H219V155H218ZM218 156H217V157H218ZM220 156H219V157H220ZM227 156H228V155H227ZM238 156H239V155H238ZM240 156H241V154H240ZM242 156H243V155H242ZM242 156H241V158H243ZM1 157H0V158H1ZM14 157H15V156H14ZM19 157H20V156H19ZM28 157H29V156H28ZM33 157H34V155L32 156V159H33ZM38 157H39V155H38ZM40 157H42V156H40ZM45 157H44V158H45ZM92 157H93V156H92ZM101 157H103V156H101ZM101 157H100V158H101ZM105 157H104V159H105ZM120 157H121V156H120ZM222 157H223V156H222ZM229 157H230V156H229ZM235 157H236V156H235ZM254 157H256V156H254ZM259 157H260V156H259ZM259 157H258V158H259ZM80 158H81V157H80ZM87 158H86V159H87ZM97 158H99V157H97ZM109 158H110V157H109ZM117 158H118V157H117ZM126 158H127V157H126ZM201 158H203V157H201ZM220 158H221V157H220ZM226 158H227V157H226ZM237 158H238V157H237ZM237 158H236V159H237ZM241 158H239V159H241ZM249 158H250V156H249ZM249 158L247 157V160H245V161H246V165H245V167H247V163H249V162L255 160V158H253V159H249ZM256 158H257V157H256ZM258 158H257V161H260V158H259V160H258ZM2 159H1V161H2ZM4 159H5V161H4ZM19 159H20V158H19ZM34 159H36V160H34ZM34 159H33V160H30V159H29V160H27V161H29V163H30L31 161H34V162H36V164H37V160H38V159L40 160L41 158H36V157H34ZM42 159H43V158H42ZM81 159H82V158H81ZM81 159H80V160H81ZM90 159H92L91 156H90ZM94 159H95V158L93 157L92 160H94ZM113 159H116V158L114 157ZM119 159H120V158H119ZM119 159H116V160H119ZM221 159H224V160L227 161V159H225V158H221ZM230 159H231V158H230ZM239 159H238L239 162L244 160V159H243V160H239ZM39 160H38V161H39ZM92 160H91V161H92ZM98 160H99V159H98ZM98 160H96V162H97ZM111 160H112V159H111ZM116 160H113V161H116ZM128 160H129V158L127 159V161H128ZM133 160H134V159H133ZM195 160H198V158L195 159ZM212 160H213V159H212ZM217 160H218V159H217ZM228 160H229V159H228ZM261 160H264V158L261 159ZM1 161H0V162H1ZM20 161H21V160H20ZM81 161H82V160H81ZM85 161H86V160H85ZM88 161H89V159H88ZM88 161H87V162H88ZM102 161L105 162V160H102ZM102 161H101V163L99 162L98 164H99V165H100V164H103ZM108 161H109V160H108ZM113 161H112V162H113ZM120 161H122V160H120ZM127 161L124 160V162H127ZM129 161H130V160H129ZM131 161H132V160H131ZM198 161H199V160H198ZM231 161H232V160H231ZM238 161H237V162H238ZM257 161H256V162H257ZM3 162H2V163H3ZM23 162H24V161H22V162H20V163H18V162H16V163H18V164H23ZM25 162H26V161H25ZM79 162H80V161H79ZM92 162H93V161H92ZM92 162H91V163H92ZM216 162H217V161H216ZM216 162H214V163H216ZM228 162H229V163H228ZM232 162H233V161H232ZM235 162H236V161H235ZM239 162H238V163H239ZM2 163L0 164V166L2 165ZM16 163H15V165H16ZM26 163H27V162H26ZM26 163H25V164H26ZM31 163H33V162H31ZM43 163H44V164H43ZM88 163H89V162H88ZM88 163H87V164H88ZM91 163H89V164H91ZM94 163H95V161H94ZM109 163H110V161H109ZM128 163H129V162H128ZM132 163H133V162H132ZM210 163L213 164V161L211 162V160H210ZM218 163H219V162H218ZM218 163H216V164H218ZM226 163H227V165L223 164V166H224V167H225V166H228V168H229V165H228V164H230V160L227 161ZM6 164H7V163H6ZM25 164H24V165H25ZM33 164H34V163H33ZM36 164L33 165V166L37 167L38 164H37V166H36ZM80 164H81V163H80ZM89 164H88V165H89ZM106 164H107V163H106ZM106 164H105V166H106ZM118 164H121V163H118ZM124 164H125V163H124ZM124 164H123V165H124ZM196 164H197V163H196ZM241 164H242V162H241ZM249 164H250V163H249ZM254 164H255V162H254ZM258 164H259V163H257L256 166H257ZM262 164H263V163H262ZM262 164L260 163V167H261ZM99 165H97V164L95 163V166H96V167H95L96 169H95V168L93 167V163L91 164L92 168H94L93 171L95 172V174H96L97 171H98V173H101V172H99V170L103 171V169H101V168H103V167H98ZM111 165H112V164H111ZM123 165H121V167H122ZM194 165H195V164H194ZM209 165H210V164H209ZM242 165H243V164H242ZM251 165H252V164H251ZM263 165H264V164H263ZM263 165H262V167L264 168ZM5 166H6V165H5ZM9 166H10V165H9ZM18 166H19V165H18ZM18 166H17L16 168H19V170H20V166H21V169H22V166H23V165H20L19 167H18ZM91 166H90V167H91ZM100 166H102V165H100ZM113 166H114V162H113L112 167H113ZM115 166H116V164H115ZM115 166H114V167H115ZM124 166H125V165H124ZM124 166H123L121 169L126 168L127 166H129V164H128L127 166H125V167H124ZM199 166H200V165H199ZM207 166H208V165H207ZM218 166H219V165H218ZM223 166H221V167H223ZM240 166H241V165H240ZM249 166H250V165H249ZM249 166H248V167H249ZM253 166H254V165H253ZM258 166H259V165H258ZM7 167H8V166H7ZM13 167H14V166H13ZM24 167H27V166H23V170L25 169ZM30 167H31V166H30ZM35 167H32V171H35V169H37V168H35ZM40 167H41V166H39V168H40ZM76 167L79 169V167H81V166H79V167L76 166ZM76 167H74V168H76ZM85 167H86V166H85ZM87 167L89 168V166H87ZM97 167H98V168H97ZM110 167H111V166H110ZM110 167H109V171H110ZM117 167H119V165H117ZM117 167H116V169H117ZM196 167H197V166H196ZM213 167H214L213 171H211L210 169H209V170H210L212 173L215 174V172L218 171V169H219L220 166L218 167V169H216L217 166H216V167L213 166ZM224 167H223V168H224ZM241 167H242V166H241ZM241 167L238 166V168L242 169ZM248 167H247V168H248ZM1 168H2V167H1ZM33 168H34V170H33ZM39 168H38V169H39ZM83 168H84V167H83ZM83 168H82V169H83ZM194 168H195V167H194ZM194 168H193V169H194ZM202 168H203L202 166L199 167V169H202ZM225 168H226V167H225ZM238 168H237V169H238ZM250 168H252V167H250ZM256 168L258 169L259 167H256ZM30 169H31V168H30ZM30 169H29V166H28V170H30ZM40 169H41V168H40ZM40 169H39V170H40ZM42 169H41V170H42ZM78 169H76V170L78 171ZM90 169H91V168H89L88 171H89ZM97 169H99V170H97ZM106 169H107V168H106ZM111 169H112V168H111ZM114 169H115V168H114ZM114 169H112V170H114ZM118 169H119V168H118ZM118 169H117V170H118ZM121 169L119 170V172L121 171ZM204 169H205V168H204ZM211 169H212V167H211ZM244 169H245V168H244ZM244 169H242L243 171H242V170H241V171L244 172ZM248 169H249V168H248ZM5 170H6V169H5ZM7 170H8V169H7ZM12 170H14V169H12ZM15 170H16V169H15ZM19 170H18V171H19ZM23 170H22V171H23ZM62 170H61V171H62ZM69 170H70V169H69ZM72 170H73V169H72ZM80 170H81V168H80ZM83 170L86 171L87 169H83ZM95 170H97V171H95ZM107 170H108V169H107ZM107 170H105V172H108ZM130 170H131V169H130ZM214 170H217V171L214 172ZM225 170H226V169H225ZM246 170H247V169H246ZM16 171H17V170H16ZM36 171H37V170H36ZM43 171H42V172H43ZM58 171H59V170H58ZM77 171H76V172H77ZM85 171H83V173H84ZM91 171H92V170H91ZM115 171H116V170H115ZM124 171H125V169H124ZM201 171H202V170H201ZM204 171H205V170H204ZM248 171H250V170H248ZM251 171H252V170H251ZM251 171H250V173H251ZM255 171H256V170H254L253 172H254V173H257L258 171H261V173H262V172L264 173V171H263L262 169H260V170H258V171H256V172H255ZM8 172H9V171H8ZM8 172H7V173H8ZM27 172H28V171H27ZM27 172H25L26 175H27L26 177H24L25 179L22 178V179H24V180H22V181H20V182H19V181H18V182H17V181H15V182L13 181L15 184L12 182L14 185H12L11 188H9V189H7V188H6V189H5V188H0V218H2L1 223L3 222V224L5 225V227H4L5 229H8V228H6V227H9V225H11V222L13 221L11 215H10V216H11V219H10L8 216H7L8 219H7V217H6V215L9 214L10 211H11V214H13V211H14V210H18V211H19L20 208H25V210H26V208L29 209L30 206H32V208H33V207L35 208L36 206H45V207H46V206H48V205H51L52 203H58V202H59V204H60L61 202L66 203V201H69L70 199H72V198L78 196V193H79V192H75V191L73 192V191H72V190L74 189V188H73V185H72L73 183H74V185L76 184V185H75L76 187H75L74 190H76V191H80L81 193L83 192L82 190H79V188L81 189V188H82V185H84V183H83L82 185H81L82 182H80V183L77 182V183H76L77 179L79 180V178H80V177L78 178V176L82 175V173H81L82 171L80 172V175H79V173H77L78 175H77L76 173H74V174L77 175V178H74V177H73L74 175H72V176H68V175H70L71 173H70V174H66V173H65V174H66V175H65L66 177L64 178V180H63L62 183H59L60 180H61V177H60V178H59L60 180H59V182H58L59 184H58L57 186L53 187L52 185H54V184L51 185V184L49 183V186H51V189H50V190H47V191H48V192H47V191H46V187H45L44 189H45L46 193L43 192V189H42V191H40L41 194H36V193H35V189L37 190V188H39V184H42V182L45 181V180H44L45 178L43 179L44 181H42L41 183H39V181H41V180H39V181L37 180L38 178L36 179L38 182L34 180L35 183H31V181L33 180L32 178L35 179L36 177H32V176H35V175H33V173L31 172V170H30L28 173H27ZM40 172H41V171H40ZM40 172H39L40 175H42V174L44 173V172H43V173H40ZM52 172H51V173H52ZM62 172H64V171H62ZM67 172H69V171H67ZM71 172H72V171H71ZM78 172H79V171H78ZM86 172H87V171H86ZM86 172L84 173V174H85V178L88 176V175H87L88 173H86ZM122 172H123V170H122ZM138 172H139V170H138ZM235 172H236V171H235ZM253 172H252V174H253ZM2 173H3V172H2ZM46 173H45V175H46ZM60 173H61V172H60ZM60 173H59V174H60ZM89 173H90V172H89ZM117 173H118V172H117ZM202 173H204V172L202 171ZM217 173L220 174L221 172H220V173L217 172ZM258 173H260V172H258ZM0 174H1V172H0ZM11 174H12V173H11ZM13 174H14V173H13ZM13 174H12V175H13ZM19 174H20V176L23 175V173H22V175H21V173H19ZM34 174H36V173H34ZM63 174H64V173H63ZM95 174H93V175H95ZM104 174H105V173H104ZM106 174L109 175V174H111V173H109V174L106 173ZM123 174H124V173H123ZM136 174H137V173H136ZM206 174H207V173H206ZM214 174H213V175H214ZM239 174H241L240 170H239ZM239 174H238V176H239ZM245 174H246V171H245ZM252 174H251V175H252ZM37 175H38V174H37ZM50 175H51V174H50ZM50 175H49V176H50ZM60 175H61V174H60ZM76 175H75V177H76ZM86 175H87V176H86ZM91 175H92V173H91ZM93 175H92L91 177L88 176L89 178L87 177V179H89V181H91L90 178H92V177L95 178L98 174H96V176H93ZM124 175H125V174H124ZM129 175H130V174H129ZM216 175H217V174H216ZM220 175H221V177H222V173H221ZM223 175H224V174H223ZM233 175H234V174H233ZM241 175H242V174H241ZM241 175H240V176H241ZM243 175H244V174H243ZM243 175H242V178H243ZM254 175H255V174H254ZM256 175H257V174H256ZM256 175H255V176H256ZM262 175H263V174H262ZM17 176H19V175H16V177H15V174H14V178H15V179H14V178H13V179L16 180V179H17ZM20 176H19V178L21 179ZM43 176H44V175H43ZM46 176H47V175H46ZM62 176H63V175H62ZM82 176H84V175H82ZM114 176H115V175H114ZM114 176H113V177H114ZM116 176L119 177L118 174H117ZM126 176H127V175H126ZM210 176H211V174H210ZM210 176H209V177H210ZM231 176H232V175H231ZM234 176H235V175H234ZM234 176L232 177V179L235 180V181H237L236 178L234 179ZM238 176H237V177H238ZM245 176H247V175H245ZM255 176H253V177H255ZM1 177H2V176H1ZM7 177H8V176H7ZM9 177H10V175H9ZM12 177H13V176H12ZM12 177H11V178H12ZM37 177H41V178H42V176H39V175H38ZM44 177H45V176H44ZM110 177H111V175H110ZM120 177H121V176H120ZM205 177H207V176H205ZM205 177H204V179H205ZM209 177H208V178H209ZM211 177H213V179L216 178V177H214V176H211ZM217 177H219V176H217ZM250 177H251V176H250ZM253 177H251V179H253ZM258 177L260 178V176H258ZM261 177H262V176H261ZM5 178H6V177H5ZM51 178H52V177H51ZM83 178H84V177H83ZM93 178H92V179H93ZM106 178L108 179L109 177H106ZM106 178H105V179L103 178V179H104V180H107ZM111 178H112V177H111ZM134 178H135V177H134ZM197 178H198V177H197ZM242 178H239L240 181H241ZM244 178H245V177H244ZM255 178H257V176H256ZM259 178H258V179H259ZM262 178H263V177H262ZM48 179L50 180V178H48ZM119 179H120V178H119ZM124 179H126V178L124 177ZM124 179H123V180H124ZM130 179L132 180V177H131ZM137 179H138V178H137ZM186 179H188V178H186ZM191 179H192V178H191ZM223 179L225 180L224 182H226V181H228V179H231V177H230V175H229V176H223ZM239 179H238V180H239ZM247 179H249V178H247ZM263 179H264V178H263ZM57 180H58V179L55 177V179L53 180V182H54V181H57ZM82 180H85V179H82ZM101 180H102V179H101ZM101 180H100V183L104 182V181H101ZM120 180H122V178H121ZM123 180H122V183H123ZM184 180H185V179H183L182 182H183ZM210 180H211V178H210ZM216 180H217V179H216ZM216 180H215V181H216ZM218 180H219V179H218ZM233 180H231V181H233ZM253 180H254V179H253ZM255 180H257V179H255ZM255 180H254V182H255ZM50 181H51V180H50ZM85 181L87 182V180H85ZM114 181H115V180H114ZM129 181H130V180H129ZM186 181H187V180H186ZM192 181H193V180H192ZM196 181H197V180H196ZM207 181L209 182V180H207ZM215 181H214L213 183H215ZM220 181H222V180H220ZM229 181H230V180H229ZM231 181H230L229 183H231ZM243 181H244V180H243ZM245 181H246V180H245ZM257 181H259V180H257ZM6 182H7V181H6ZM45 182H46V181H45ZM48 182H49V181H48ZM48 182H47L45 185L48 186ZM86 182H85V183H86ZM98 182H99V181H98ZM111 182H112V184H113V180H112ZM116 182H118V181L116 180ZM131 182H132V181H131ZM135 182H138V180L135 181ZM143 182H144V181H143ZM143 182H142V183H143ZM208 182H205V183H208ZM217 182H218V181H217ZM217 182H216V183H217ZM246 182H247V181H246ZM248 182H249V181H248ZM260 182H261V181H260ZM12 183H11V184H12ZM55 183H56V182H55ZM105 183H106V182H105ZM105 183H104V184H105ZM145 183H146V182H145ZM183 183L186 184V182H183ZM183 183H182V186L184 187ZM196 183H197V182H196ZM198 183H199V181H198ZM198 183H197V184H198ZM209 183H212V180H211V182H209ZM218 183H219V182H218ZM218 183H217V184H218ZM232 183H233V182H232ZM251 183H252V182L250 181V184H251ZM3 184H4V183H3ZM11 184H10V185H11ZM32 184H36L37 188H35L36 186H35V187L33 186V188H32V186H31ZM68 184H71V187H72L73 189L70 188V187H69V188L72 189V190H69V189H68V187L66 186V185H68ZM89 184H90V183H88V186H89ZM97 184L99 185V183H97ZM97 184H96V185H97ZM107 184H108V183H107ZM107 184H106V185H107ZM135 184H136V183H135ZM135 184H133V185H135ZM140 184H141V183H140ZM217 184H216V185H217ZM220 184H221V183H220ZM222 184H223V183H222ZM233 184H235V183H233ZM239 184H240V183H239ZM85 185H86V184H85ZM85 185H84V186H85ZM101 185H103V184H101ZM108 185H109V184H108ZM142 185H143V184H141L140 187H141ZM195 185H196V184H195ZM195 185H194V186H195ZM199 185H200V184H199ZM199 185H198V186H199ZM213 185H214V184H213ZM223 185H224V184H223ZM245 185H246V184H245ZM252 185H253V183H252ZM252 185H250V186H252ZM254 185H255V184H254ZM259 185H260V184H259ZM259 185H258V187H259ZM40 186H41V185H40ZM68 186H70V185H68ZM138 186H139V184H138ZM211 186H212V184H211ZM243 186H244V185H243ZM248 186H249V185H248ZM256 186H257V185H256ZM1 187H2V186H1ZM5 187H6V186H5ZM41 187H42V186H41ZM43 187H44V186H43ZM52 187H53V188H52ZM100 187H101V186H100ZM108 187H111V184H110V186H108ZM143 187H144V186H143ZM224 187H225V189H226V187H228V186L225 185ZM224 187H223V192H224ZM241 187H242V186H241ZM254 187H255V186H254ZM34 188H35V189H34ZM85 188H87V186H86ZM102 188H103V187H102ZM132 188H133V187H132ZM136 188H138V187L136 186ZM146 188H147V187H146ZM195 188H196V187H195ZM244 188H247V186L244 187ZM249 188H250V187H249ZM255 188L258 189L257 187H255ZM40 189H41V188H40ZM47 189H48V188H47ZM67 189H68V191L65 192ZM83 189H84V188H83ZM100 189H101V188H99V191H100ZM106 189H107V188H106ZM106 189H105V190H106ZM108 189H110V188H108ZM108 189H107V190H108ZM125 189H126V188H125ZM125 189L123 188L124 191H125ZM185 189H186V188H185ZM185 189H183V191H184ZM196 189H199V188H196ZM205 189H206V188H205ZM240 189L243 190L242 188H240ZM247 189H248V188H247ZM251 189L254 190V188H252V187H251ZM251 189H250V190H251ZM87 190H88V189H87ZM92 190H94V187L92 188ZM92 190H91V191H92ZM101 190H102V189H101ZM123 190H121V191H123ZM126 190H127V189H126ZM133 190H135V188H133ZM138 190H141V189H138ZM138 190H136V191H137V193L139 194ZM181 190H182V188H181ZM226 190H227V189H226ZM250 190H249V191H250ZM70 191H72V193H71ZM124 191H123V193H124ZM136 191H135V192H136ZM193 191H194V190H193ZM205 191H206V190H205ZM207 191H208V190H207ZM207 191H206L205 193H207ZM36 192H37V191H36ZM38 192H39V191H38ZM42 192H43V194H42ZM89 192H90V191H89ZM92 192H93V191H92ZM92 192H91V193H92ZM112 192H114V191L112 190ZM147 192H149V191H147ZM185 192L188 193L189 191L186 190ZM185 192H184V193H185ZM196 192H197V191H196ZM198 192H199V190H198ZM198 192H197V195H198ZM226 192H227V191H226ZM240 192H242V191H240ZM240 192H239V193H240ZM246 192H247V191H246ZM246 192H244V193H246ZM257 192H258V191H257ZM93 193H94V192H93ZM96 193L98 194V191H96ZM96 193H95V194H96ZM107 193H108V192H107ZM107 193H104V192L101 193V192H100V194H103L104 198L106 197V195H104V194H107ZM119 193H120V192H119ZM123 193L121 192L122 195H123ZM137 193H136V195H137ZM150 193H152V192L150 191ZM150 193H149V194H150ZM194 193H195V192H194ZM239 193H238V194H239ZM242 193H243V192H242ZM250 193H251V191H250ZM253 193H254V195H256V194H255V193H256L255 190H254ZM100 194H99V195H100ZM108 194H109V193H108ZM111 194H112V193H111ZM111 194H110V195H111ZM121 194H120V195H121ZM146 194H148V193H146ZM149 194H148V195H149ZM224 194H225V193H224ZM238 194H237V195H238ZM240 194H241V193H240ZM246 194H247V193H246ZM118 195H119V194H118ZM136 195H135V196H136ZM142 195H143V194H142ZM188 195H190V194L188 193ZM195 195H196V194H195ZM254 195H253V196H254ZM79 196H80V195H79ZM79 196H78V197H79ZM93 196H94V195H93ZM95 196H96V195H95ZM103 196H102V197H103ZM108 196H109V195H108ZM108 196H107L106 198H108ZM113 196H114V195H113ZM115 196H116V193H115ZM115 196H114V197H115ZM137 196H139V195H137ZM145 196H147V195H145ZM149 196H151V195H149ZM179 196H180V195H179ZM241 196H242V195H241ZM248 196H249V195H248ZM251 196H252V195H251ZM256 196H257V195H256ZM256 196H254V197H256ZM96 197H98V196H96ZM116 197H117V196H116ZM125 197H127V196H125ZM193 197H194V195H193ZM238 197L240 198V195H238ZM242 197H243V196H242ZM242 197H241V199H239V205H238V206H240V208L242 209V216H243L242 218H246V217H249V216L254 215V212H255V211H253V210L256 208V205H257L256 203H257V202H255V200H253V202L250 201V202L253 204V206H255V208L252 207L253 210H251V208L248 207V206H249V205H248L249 203H246V201H245V200H248V199H245V198H247V196L245 195V196L243 197V199H245V200H242ZM80 198H81V196H80ZM80 198H78V199H80ZM94 198H95V197H94ZM94 198H93V199H94ZM123 198H124V197H123ZM134 198H137V197H134ZM186 198H187V197H186ZM188 198H190V196H189ZM191 198H192V197H191ZM248 198H249V197H248ZM81 199H82V198H81ZM83 199H84V197H83ZM86 199H87V198H86ZM99 199H100V196H99ZM108 199H109V198H108ZM141 199H142V198H141ZM155 199H156V198H155ZM249 199H250V198H249ZM254 199H255V198H254ZM76 200H77V199H76ZM88 200H89V199H88ZM95 200H96V199H95ZM103 200H104V199H103ZM103 200H102V201H103ZM112 200H113V198H112ZM112 200H111V201H112ZM114 200H115V199H114ZM114 200H113V201H114ZM126 200H128V199L126 198ZM130 200H131V202H133L132 199H130ZM102 201H101V202H102ZM106 201L108 202V200H106ZM106 201H105V202H106ZM109 201H110V199H109ZM116 201H117V200H116ZM124 201H125V200H124ZM196 201H198L197 198H196ZM75 202H76V201H75ZM79 202H80V201H79ZM97 202H98V199H97ZM101 202H100V203H101ZM107 202H106V203H107ZM126 202H127V201H126ZM141 202H143V201H141ZM141 202L139 203V204H140V207L138 208L139 211H142V210H140V208H142V206H143V205L141 206V204H145V201H144V203H141ZM178 202H179V201H178ZM178 202H177V203H178ZM248 202H249V201H248ZM85 203H86V201L84 202V204H85ZM89 203H90V202H89ZM103 203H104V202H102L101 206L103 205V206L107 207V206L109 205L108 208H111V207L113 206V203H112V204L110 203V204H111V207H110V204H108L109 202L107 203V204H108L107 206H106V203H104V204H103ZM115 203H116V202H115ZM123 203H125V202H123ZM123 203H122V204H123ZM127 203H128V202H127ZM136 203H137V201H136ZM155 203H156V202H155ZM179 203H180V202H179ZM192 203H195V202L192 201ZM199 203H200V202L198 201L197 205H198ZM67 204H68V203H67ZM82 204H83V203H82ZM84 204H83V205H84ZM130 204H131V203H129V206H130ZM139 204H138V206H139ZM189 204H190V203H189ZM224 204H225V203H224ZM73 205H74V204H73ZM180 205H181V204H180ZM52 206H53V205H52ZM52 206H51V207H52ZM66 206H67V205H66ZM70 206H71V205H69V208H70ZM84 206H85V205H84ZM86 206L88 207V205H86ZM86 206H85V207H86ZM90 206H91V205H90ZM124 206H127V205H124ZM178 206H179V205H178ZM246 206L248 207V209H247ZM251 206H252V205H251ZM60 207H62V206H59V209H60ZM72 207H73V206H71V208H72ZM93 207H94V206H92V208H93ZM117 207H118V206H117ZM119 207H120V206H119ZM122 207H123V206H121V208H122ZM39 208H40V207H39ZM55 208H56V207H55ZM55 208H52V209H55ZM63 208H65V207L63 206L61 209L63 210ZM82 208H83V207H82ZM98 208H99V207H98ZM98 208H96V209H98ZM145 208H146V207H145ZM28 209H27V212H28ZM30 209H31V207H30ZM40 209H41V208H40ZM46 209H47V208H46ZM50 209H51V208H50ZM52 209H51V210H52ZM56 209L59 210V209H58V206H57ZM61 209H60V210H61ZM73 209H75V208H73ZM73 209H72V212H73ZM85 209H86V208H85ZM88 209H89V208H88ZM118 209H119V208H118ZM152 209H153V208H152ZM249 209H250V210H249ZM256 209H257V212H258V208H256ZM12 210H13V211H12ZM25 210H23L22 212H25ZM34 210H35V209H34ZM34 210L31 209V211H34ZM37 210H38V208H37ZM57 210H54V211H55V212H54V215H56L55 213H56ZM66 210L69 211L68 209H66ZM82 210L84 211V209H82ZM82 210H81V209L79 210V212H81V213H80V216H81V214H82V212H83ZM116 210H117V209H116ZM125 210H126V209H125ZM146 210H147V208L145 209V211H146ZM148 210H149V209H148ZM20 211H21V210H20ZM44 211H45V210H44ZM49 211H50V210H49ZM49 211H47V212H49ZM67 211H66V212H67ZM85 211H86V210H85ZM95 211H96V210H95ZM95 211H94V212H95ZM98 211H99V210H98ZM108 211H109V210H107V212H108ZM132 211H133V210H132ZM143 211H144V210H143ZM153 211H154V213H155V210H153ZM37 212H38V211H37ZM39 212H40V211H39ZM58 212H59V211H58ZM72 212H71V214H72ZM79 212H77V213H79ZM88 212H89V210H88ZM99 212H100V214H102L104 211H103V212H102V211H99ZM99 212H98V213H97V212L94 213V215L98 214V216H99ZM113 212H115V209H114V211L112 210L111 213L113 214ZM122 212H123V211H121L120 213H122ZM146 212H147V211H146ZM190 212H191V211H190ZM257 212H256V213H257ZM15 213H16V212H15ZM52 213H53V210H52ZM60 213H61V212H60ZM68 213H69V212H68ZM84 213H85V215H86V212H84ZM84 213H83V214H84ZM109 213H110V212H109ZM132 213H133V214H131V216L134 215V217H135L136 213L134 214V211H133ZM137 213H138V212H137ZM149 213H150V212H149ZM152 213H153V212H152ZM256 213H255V214H256ZM16 214H17V213H16ZM22 214H24V213H22ZM45 214H46V213H45ZM47 214H48V213H47ZM49 214H50V215H53V214H51V213H49ZM57 214H59V213H57ZM69 214H70V213H69ZM83 214H82V215H83ZM89 214H90V213H89ZM103 214H104V213H103ZM103 214H102V215H103ZM144 214H147V213H144ZM4 215H5V216H4ZM35 215H36V212H35ZM54 215H53V217H54ZM67 215H68V214H67ZM74 215H75V214H74ZM85 215L81 216V218H82V217L86 218ZM110 215H111V214H110ZM118 215H120V214H118ZM123 215H124V214H123ZM141 215H143L142 212H141ZM141 215L139 214V217L136 215V217L140 219V218H141V217H140ZM149 215H150V214H149ZM13 216H15V215H13ZM17 216H18V215H17ZM24 216L26 217L25 214H24ZM24 216H23V217H24ZM64 216H65V215H64ZM64 216H63V217H64ZM70 216H71V215H70ZM92 216H93V215H92ZM105 216H106V215H105ZM105 216H104V218H105ZM111 216L113 217V215H111ZM111 216H110V217H111ZM131 216H130V217H131ZM152 216L154 217V214H152ZM20 217H21V216H20ZM20 217H19V219H20ZM34 217H35V216H34ZM48 217H50V216L48 215ZM59 217H60V216H59ZM67 217H69V216H67ZM67 217L65 216V218H67ZM76 217H77V220L75 219L73 225L76 224V223H81L82 221L84 222V219H83V218H82L83 220L80 219V220H82V221L80 222V220H78L80 217L78 218V215H76ZM93 217H94V216H93ZM93 217H92V219H93ZM107 217L109 218V216H107ZM120 217H122V215H121ZM127 217H128V216H127ZM130 217H129V218H130ZM21 218H22V217H21ZM32 218H33V216H32ZM39 218H40V217H39ZM51 218H52V217H51ZM69 218H70V217H69ZM69 218H67L66 220H64V219L62 218L63 220L60 219V221H66V222H63V223H64V224H65V223L68 224V223H70V219H69ZM88 218H89V217H88ZM88 218H87V219H88ZM97 218H98V217H97ZM104 218H103V219H104ZM143 218H144V217H143ZM143 218H142V219H143ZM146 218H147V217H146ZM146 218H144V219L146 220ZM214 218H215V217H214ZM214 218H213V219H214ZM22 219H23V218H22ZM35 219H36V218H35ZM42 219H43V218H42ZM44 219H46V217H44ZM48 219H49V218H48ZM89 219H90V218H89ZM95 219H96V217H95ZM106 219H107V218H106ZM113 219L115 220V218H113ZM113 219H112V220H113ZM121 219H122V218H121ZM134 219H135V218H134ZM139 219H138V220L136 219V220H137V223H139V222H138ZM144 219H143V220H144ZM152 219H153V218H152ZM30 220H32V219H30V217H29V218H24V221H26V222H27V221H30ZM107 220H108V219H107ZM107 220H106V221H107ZM119 220H120V218H119ZM119 220H118V221H119ZM126 220H127V219H126ZM130 220H131V219H130ZM132 220H133V219H132ZM147 220H148V219H147ZM35 221H36V220H35ZM53 221H54V220H52V223H53ZM56 221H58V220H56ZM60 221H59V222H60ZM76 221H79V222H76ZM90 221H91V220H90ZM93 221H94V220H93ZM93 221H91V222H93ZM104 221H105V220H104ZM115 221L118 222L117 219H116ZM152 221L154 222V220H152ZM152 221H151L150 223H153ZM159 221H160V220H159ZM212 221H214V220H212ZM54 222H55V221H54ZM83 222H82L81 224H84ZM87 222H88V221H86V224H87ZM99 222H100V221H99ZM101 222H102V221H101ZM101 222H100V223H101ZM111 222H112V221H110L109 223H111ZM143 222H144V221H143ZM1 223H0V224H1ZM27 223H28V222H27ZM49 223H50V222H49ZM52 223H51V225L49 224L50 227L53 226L56 222H55L54 224H52ZM88 223H89V222H88ZM124 223H126V222L121 221V222H120V225H123ZM137 223H136V224H137ZM145 223H146V222H145ZM154 223H156V221H155ZM154 223H153V224H154ZM211 223H213V222H211ZM211 223H210V224H211ZM217 223H218V222H217ZM217 223H215V224L218 225ZM20 224H22V222H21ZM24 224H25V223H24ZM59 224H60V223H58V226H59ZM116 224H117V223H116ZM141 224H142V223H141ZM42 225H43V224H42ZM42 225H41V227H42ZM90 225H91V224H90ZM93 225H94V224H93ZM97 225H98V224H97ZM137 225H138V224H137ZM151 225H152V224H151ZM2 226H3V225H2ZM25 226H26V225H25ZM25 226H23V224H22V227H20V228H18V229H15V231H13V233H11L9 236H6V234H7V233L5 232L6 230L3 231V228L0 229V235H1V236L3 235L2 233L5 232V234H4L5 236L3 235V237H0V264H1V263H2V264H15V263H17V262H16V261H17L16 259L20 256L21 251L24 250V247L26 246V243H24L25 245H23L21 242H18V241L21 239L22 235L24 236L25 233H26V231L28 230L27 227H25ZM35 226H36V225H35ZM35 226H34V227H35ZM44 226H45V225H44ZM58 226H57V228H58ZM62 226H63V224L61 225V227H62ZM77 226H78V224H77V225H74L73 229H70L71 232H68V233H73L72 231L75 232V231H76L75 228L78 229ZM85 226H86V225H85ZM99 226H100V225H99ZM104 226H105V223H104ZM143 226H144V225H143ZM143 226H142V227H143ZM145 226H146V225H145ZM145 226L143 227V229L146 228ZM152 226H153V225H152ZM172 226H174V224H173V225H172V224L170 225V227H172ZM218 226H219V225H218ZM29 227H30V226H29ZM32 227H33V226H32ZM32 227H31V228H32ZM50 227H49V228H50ZM54 227H55V226H54ZM59 227H60V226H59ZM61 227H60V228H61ZM79 227H80V225H79ZM91 227H92V226H91ZM111 227H113V226H111ZM142 227H141V229H142ZM165 227H166V226H165ZM165 227H164V230H165ZM0 228H1V227H0ZM15 228H16V227H15ZM52 228H53V227H52ZM60 228H58V229H60ZM98 228H99V227H98ZM119 228H120V227H119ZM213 228H214V227H213ZM213 228H212V229H213ZM35 229H36V228H35ZM58 229H57V230H58ZM65 229H66V228H65ZM85 229H86V228H85ZM89 229H90V227H89ZM111 229H112V228H111ZM135 229H136V228H135ZM137 229H138V228H137ZM143 229H142V230H143ZM152 229H153V228H152ZM161 229H162V228H161ZM173 229H174V227L172 228V230H173ZM214 229H215V228H214ZM216 229H217V227H216ZM12 230H14V229H12ZM57 230L55 231V233L57 232ZM63 230H64V229H63ZM94 230H95V229H94ZM138 230H139V229H138ZM148 230H149V229H147V231H148ZM154 230H155V228H154ZM33 231H34V230H33ZM46 231H47V230H46ZM61 231H62V229H61ZM68 231H69V230H68ZM89 231H91V230H89ZM134 231H135V230H134ZM139 231H140V230H139ZM147 231H146V232H147ZM58 232H59V231H58ZM62 232H63V231H62ZM85 232H86V231H85ZM121 232H122V231H121ZM162 232H164V231H162ZM170 232H171V231H170ZM196 232H197V231H196ZM217 232H218V231H217ZM8 233H9V232H8ZM43 233H44V232H43ZM47 233H48V232H47ZM51 233H52V231H51ZM51 233H50V234H51ZM55 233H54V235H55ZM59 233L61 234V232H59ZM80 233H81V232H80ZM156 233H157V231H156ZM160 233H161V232H160ZM213 233H214V232H213ZM45 234H46V233H45ZM82 234H87V235H88V231H87V233H84V232H83ZM82 234H81V235H82ZM96 234H98V231H97ZM100 234H101V238L99 239V242H98V246H99V247H97L98 249H99V248H100V249L109 248V249L112 250V251H116L119 247H121L122 244L125 243V241H127V240L129 239V238H128V239H126L125 241L115 239V238L112 236V232H110V230L107 229V228H106V229H101V233H100ZM131 234H132V233H131ZM152 234H153V233H152ZM215 234H216V231H215ZM218 234H219V233H218ZM221 234H222V233H221ZM37 235H38V234H37ZM48 235H49V234H48ZM58 235H59V234H58ZM58 235H57V237H58ZM64 235H65V234H64ZM67 235H68V234H67ZM89 235H90V234H89ZM133 235H134V234H133ZM161 235H163V233H162ZM161 235H160V236H161ZM42 236H43V235H42ZM42 236H41V239H40V240H42L44 237H47V236H45V235H44V237H42ZM50 236H52V235H50ZM60 236H61V235H59V237H60ZM79 236H80V234H79ZM79 236H78V237H79ZM85 236H86V235H85ZM85 236H84V238H85ZM95 236H96V235H95ZM95 236H94V237H95ZM120 236H121V235H120ZM130 236H131V235H130ZM148 236H149V235H148ZM148 236H147V239H148ZM150 236H151V235H150ZM154 236H155V235H154ZM215 236H216V235H215ZM218 236H219V235H218ZM224 236H226V235H224ZM39 237H40V236H39ZM57 237H55L54 239H56ZM59 237H58V238H59ZM64 237H67V236H64ZM73 237H74V236H73ZM82 237H83V236H82ZM82 237L80 236V238H82ZM89 237H90V236H89ZM89 237H88V238H89ZM145 237H146V236H145ZM27 238H28V237H27ZM29 238H31V237H29ZM32 238H33V237H32ZM32 238H31V239H32ZM35 238H36V237L34 236V239H35ZM37 238H38V237H37ZM37 238H36V239H37ZM48 238H49V236L47 237V239H48ZM62 238H63V237H62ZM97 238H98V237H97ZM132 238H133V237H132ZM138 238H139V237H138ZM150 238H152V236H151ZM150 238H149V239H150ZM153 238H154V237H153ZM157 238H158V237H157ZM166 238H167V237H166ZM214 238H215V237H214ZM214 238H213V240H214ZM217 238H218V237H217ZM228 238H229V236H228ZM44 239H45V238H44ZM76 239H77V238H76ZM78 239H79V238H78ZM93 239H94V238H93ZM144 239H145V238H144ZM144 239H143V240H144ZM147 239H146V241H148ZM154 239H156V237H155ZM220 239H221V238H220ZM222 239H223V238H222ZM51 240H52V239H51ZM57 240H61V239H57ZM62 240H63V239H62ZM64 240H65V238H64ZM79 240H80V239H79ZM91 240H92V237H91V239L89 240V242H90ZM166 240H167V239H166ZM170 240H171V239H170ZM215 240H216V239H215ZM225 240H227V238H225ZM259 240H260V239H259ZM262 240H263V242H264V237L262 238ZM262 240H261V241H262ZM24 241H25V240H24ZM27 241H28V240H27ZM34 241H35V240H34ZM42 241H43V240H42ZM45 241H46L45 243L47 244V241H48V240H45ZM69 241H70V240H69ZM69 241H68V242H69ZM80 241H81V240H80ZM80 241H78V242H80ZM149 241H150V240H149ZM149 241H148V242H149ZM173 241H174V240H173ZM139 242H140V241H139ZM142 242H143V245H144V241H142V240H141L140 244H141ZM148 242H146V243L148 244ZM164 242H166V241H164ZM167 242H168V241H167ZM212 242H213V241H212ZM224 242H225V241H224ZM29 243L31 244V242H29ZM42 243H43V245H45L44 242H42ZM42 243H39V245H40V244L42 245ZM66 243H67V242H66ZM70 243H71V242H70ZM86 243H87V242H86ZM137 243H138V242H137ZM146 243H145V244H146ZM151 243H152V241H151ZM155 243H156V242H155ZM215 243H216V242H215ZM215 243H213V244H215ZM30 244H29V247H28L29 249H31V248H30V246H31ZM59 244H61V243H59ZM67 244H68V243H67ZM80 244H81V243H80ZM92 244H93V243H92ZM125 244H126V243H125ZM140 244H138V246H139ZM147 244H146V245H147ZM163 244H164V243H163ZM167 244H168V243H167ZM170 244H172V243H170ZM39 245L36 246V249H37V247H38V249H37L38 251L35 250L36 253H34L35 251L33 252L35 257L37 256V255H35V254H38L37 252H39V249L41 248V246H40V248H39ZM61 245H62V244H61ZM61 245H58V246L55 245V246H57V247L59 248V246L61 247ZM76 245H77V243H76ZM87 245H88V244H87ZM141 245H142V244H141ZM146 245H145V246H146ZM161 245H162V243H161ZM161 245H159L160 248H164V247H162ZM27 246H28V244H27ZM32 246H33V245H32ZM32 246H31V247H32ZM45 246H46V245H45ZM45 246H43V247L45 248ZM48 246H50V245L48 244ZM68 246H69V244H68ZM145 246H144V250H148L149 247H150V245H149V247L147 246V248H148V249H147ZM164 246H165V244H164ZM167 246H168V245H167ZM167 246H165V247H167ZM211 246H212V245H211ZM214 246H217V245H214ZM34 247H35V246H34ZM46 247H47V246H46ZM91 247H92V245H91ZM132 247H133V246H132ZM44 248H42V251L47 249V248H45V249H44ZM48 248L51 249L52 247H51V248L48 247ZM86 248L88 249V247H85V249H86ZM121 248H122V247H121ZM142 248H143V247H142ZM142 248H141V246H140V249H142ZM145 248H146V249H145ZM170 248H171V247H170ZM212 248H213V247H212ZM214 248H215V247H214ZM218 248H219V247H218ZM64 249H65V248H64ZM67 249H68V248H67ZM89 249H90V247H89ZM98 249H96V250H98ZM130 249H131V248H130ZM133 249H134V248H133ZM133 249H132L131 251L134 252V251L136 250V248H135V250H133ZM158 249H159V248H158ZM165 249H167V248H165ZM31 250H32V249H31ZM31 250H30V251H31ZM33 250H34V249H33ZM76 250H78V249H76ZM94 250H95V249H94ZM94 250H93V251H94ZM96 250H95V251H96ZM122 250H123V249H122ZM126 250H127V249H126ZM142 250H143V249H142ZM159 250H160V249H159ZM161 250H163V249H161ZM167 250H168V249H167ZM167 250H166V251H167ZM25 251H27L26 248H25ZM25 251H24V252H25ZM30 251L28 252L29 254H30ZM47 251H48V250H47ZM47 251H45V253H44V251H43L42 253H43V254H46ZM93 251H92V254H93ZM131 251H130V252H131ZM149 251H150V250H149ZM149 251H148V252H149ZM213 251H214V249H213ZM22 252H23V251H22ZM40 252H41V251H40ZM80 252H81V251H80ZM89 252H90V251H89ZM130 252H129V254H130ZM143 252H144V251H143ZM146 252H147V251H146ZM148 252L146 253L147 255H148ZM154 252H155V251H154ZM161 252H162V251H161ZM168 252H169V251H168ZM175 252H176V251H175ZM42 253H41V254H42ZM53 253H54V252H53ZM53 253L51 252V254H53ZM74 253H75V255H76V252H74ZM86 253L89 254L88 251H87ZM94 253H96V252H94ZM97 253H99V252H97ZM104 253H105V252H104ZM136 253H137V252H136ZM162 253H163V252H162ZM214 253H215V251H214ZM29 254H28V255H29ZM83 254H84V251H83ZM92 254H91V255H92ZM146 254H145V257H146ZM158 254H159V253H157V255L155 256V259H156L157 257H159V258L162 259V257L158 256ZM26 255H27V254H26ZM30 255H31V254H30ZM30 255H29V256H30ZM73 255H74V254H73ZM78 255H79V253H78ZM98 255H99V254H98ZM100 255H101V254H100ZM100 255H99V256H100ZM149 255H150V254H149ZM29 256H28V257H29ZM32 256H33V255H32ZM34 256H33V257H34ZM40 256H43V255H40ZM40 256H39V258H40ZM58 256H59V255H58ZM60 256H61V255H60ZM93 256H94V254H93ZM112 256H113V255H112ZM116 256H117V255H116ZM138 256H139V255H138ZM167 256H168V255H167ZM169 256H171V255H169ZM21 257H22V255H21ZM35 257L33 258L34 260H35ZM49 257H50V256H49ZM86 257H87V256H86ZM94 257L97 258L96 255H95ZM101 257H102V256H101ZM119 257H120V256H119ZM122 257H123V256H121V258H122ZM128 257H129V256H128ZM140 257H141V256H140ZM145 257H142V259L139 258V257H138V258L141 259V260H143ZM149 257H150V256H149ZM153 257H154V256H153ZM223 257H224V256H223ZM29 258H30V257H29ZM29 258H27V259H29ZM31 258H32V257H31ZM31 258H30V259H31ZM37 258H38V257H37ZM84 258H85V256H84ZM134 258H135V257H134ZM138 258H137V259H138ZM147 258H148V257H147ZM168 258H169V257H168ZM171 258H172V257H171ZM21 259H22V258H21ZM21 259H19V260H21ZM65 259H66V258H65ZM85 259H86V258H85ZM85 259H84V260H85ZM87 259H88V257H87ZM90 259H91V258H89V262H91ZM128 259H130V258H128ZM137 259H136V262H137ZM157 259H158V258H157ZM157 259H156V260H157ZM169 259H170V258H169ZM25 260H26V259H25ZM31 260H32V259H31ZM34 260H33V261H34ZM37 260H38V259H37ZM46 260H47V259H46ZM61 260H62V259H61ZM63 260H64V259H63ZM67 260H68V259H67ZM81 260H83V258H82ZM121 260H122V259H121ZM121 260H120V261H121ZM133 260H134V259H133ZM145 260H147V259H145ZM29 261H30V260H29ZM58 261H60V260H58ZM58 261H56V263H57ZM97 261H99V260L97 259ZM101 261H102V260H101ZM101 261H99L100 263H96V264H104V263H101ZM120 261H119V262H120ZM154 261H155V260H154ZM169 261H170V260H169ZM22 262H26V261H24V258H23V261H22ZM31 262H32V261H31ZM39 262H40V261H39ZM39 262H38V263H39ZM44 262H45V261H44ZM44 262H41V263L43 264ZM60 262H61V261H60ZM73 262H74V261H73ZM77 262H78V261H77ZM140 262H141V261H140ZM166 262H167V261H166V259H165V264H167ZM254 262H255L256 264L259 263V262L264 263V247H263V248H258V247L256 246V249H255V251H254ZM38 263H37V264H38ZM41 263H40V264H41ZM71 263H72V262H71ZM75 263H76V261H75ZM92 263H94V261H93ZM92 263H90V264H92ZM138 263H139V262H138ZM141 263H142V262H141ZM141 263H139V264H141ZM172 263H173V261H172ZM172 263L170 262V263H168V264H172ZM17 264H18V263H17ZM24 264H27V263H24ZM32 264H33V262H32ZM57 264H58V263H57ZM72 264H73V263H72ZM76 264H87V260H86V263H85V261H82L81 263H76ZM112 264H113V263H112ZM117 264H119V263H117ZM125 264H126V263H125ZM130 264H131V263H130ZM146 264H147V263H146ZM148 264H150V263L148 262Z\"/></svg>",
	"mask_w": 264,
	"mask_h": 264
},
{
	"label": "built area",
	"instance_id": "obj_3",
	"mask_svg": "<svg viewBox=\"0 0 264 264\" xmlns=\"http://www.w3.org/2000/svg\"><path fill=\"white\" fill-rule=\"evenodd\" d=\"M72 10L66 13L68 18L73 20H87L92 18L88 13H75L78 16L74 17ZM64 29L58 28L55 30L46 31L45 38L49 39L50 43H43L40 45H29L22 48V51L13 53V58L17 62H25L30 67L37 70V77L49 81L55 85L59 80L68 79L76 72H86L90 68L100 62L101 49L104 43L102 41L85 38L81 40H74L70 37H65L62 40L59 37L63 36ZM121 36V35H120ZM33 39L32 34H28L26 41ZM120 44L134 45L146 53L162 54L166 52L165 45L157 39L155 32L150 27L139 28L130 37H122ZM116 62V56L113 55L111 63ZM103 70L104 66L101 67ZM103 77L100 81L103 82ZM35 83V79L33 80ZM93 89V105L95 107L108 101L110 99V92L103 85L96 90V82L91 83ZM98 91V92H97Z\"/></svg>",
	"mask_w": 264,
	"mask_h": 264
},
{
	"label": "crops",
	"instance_id": "obj_4",
	"mask_svg": "<svg viewBox=\"0 0 264 264\" xmlns=\"http://www.w3.org/2000/svg\"><path fill=\"white\" fill-rule=\"evenodd\" d=\"M110 2L111 0H0V36L7 38L14 34L21 39L31 33L33 42H41L45 41L43 35L46 31L62 28L66 37L71 36L73 39L72 35L83 31L89 23L68 18V10L91 13L107 7ZM120 25H126L123 16Z\"/></svg>",
	"mask_w": 264,
	"mask_h": 264
},
{
	"label": "water",
	"instance_id": "obj_5",
	"mask_svg": "<svg viewBox=\"0 0 264 264\" xmlns=\"http://www.w3.org/2000/svg\"><path fill=\"white\" fill-rule=\"evenodd\" d=\"M81 21H84V22H87V23H95V19H87V20H81Z\"/></svg>",
	"mask_w": 264,
	"mask_h": 264
}]
</instances>
